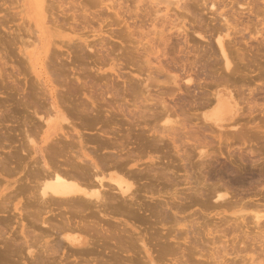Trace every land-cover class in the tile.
Segmentation results:
<instances>
[{
  "label": "rangeland",
  "instance_id": "1",
  "mask_svg": "<svg viewBox=\"0 0 264 264\" xmlns=\"http://www.w3.org/2000/svg\"><path fill=\"white\" fill-rule=\"evenodd\" d=\"M47 1L48 0H46L45 4L48 7L51 6L49 8L45 6V9L47 7V9L45 10V14L48 17L46 20L45 26H46V29L47 28L48 29H47V32H44V31L37 32L36 25H35V19L27 17L24 14H19L21 7L19 6V3H17L18 0H0V19H1L0 21L1 22L0 24V69L2 70V71L0 70V78H4V79H1L2 84H0V159L2 160L3 158H5L6 160V162L2 160L3 163L2 162H1L2 164L0 163V165H2L0 167H3L6 163H8L7 165L10 166V168L6 165L5 166L8 167L9 169L5 168V166L4 168L7 171L12 169L8 173H5L7 171H5V169L3 170L2 168H0V177H1L0 178V193H1L0 198L2 199V201L0 199V207L3 204H5L3 205L5 207L7 203H9V205L5 207L6 210L4 207L0 208L1 211H4V212L0 211V234H1L0 236H3L6 240L4 241L6 242L5 244L3 242L4 238L1 239L2 237H0V239L2 240V241L0 240V264H62L63 261H64L63 264H66V263L68 264L70 260L74 261L73 263L77 262L76 264L78 263L82 264L83 261L85 262L84 264H87L86 263L87 261L85 260L86 259L88 260L89 256L91 258L89 257L90 260H88V263H92V264L93 263L95 264L98 258H100L98 259L99 261L97 260L98 264L99 262H102V264H107L110 261H112L110 262L111 264H116L118 263L116 262L118 261V259L121 261V262L119 261L120 263L118 264H126V263L129 264V262L131 264L132 262L133 263L135 262V264H143L142 261H145V262L150 261L145 252L143 244L139 241V238L140 237L143 238L144 236L145 237L143 240L145 241L146 239L148 242V243L145 242V244L148 245V246L146 245L147 248L149 247L148 250L150 249L149 252L151 255V259L156 261L154 262V264H179L182 262L184 264H196V263L205 264L203 263L204 261L206 263L210 262L211 257L212 256L215 257L216 254L217 255L219 254V256L221 257L224 256L223 254L224 250L222 249L224 248V246L229 248L228 250L230 253L232 252H236V253H233V255H227L225 256L226 258L222 257L223 260L225 259L224 261L221 259L224 262L223 264H227V263L230 264L234 260L237 261V264H264V217H263L264 216L263 215L264 214V44H263L264 36L261 33V31L264 33V0H254L256 3L253 2V4L255 3L257 5L254 4L255 10L253 13L248 12L246 10H240V9H244L247 6V5L241 6L240 4H245V2L250 1V0H245V1L241 0V2L239 0H233V1L217 0L221 2L219 11L224 12L226 16H228L227 18L230 24L229 31L228 30H221V31H225V32L232 34V35L230 34L229 36H226L224 39H225L226 45H228L229 43L233 41L232 48H231L233 50L229 49L228 51L230 53V50H231L232 53L230 54L233 56L235 55L234 56L235 58H233L234 59L233 63L235 64L233 66V63H232V66H233L232 71L236 69L235 70L236 72H233V73L232 71L229 73V70L225 68V62L221 55L220 48L217 43L218 32H216L215 34L213 29H211L212 30L211 31L210 28L208 30L206 27L205 28L203 27L201 30V28L198 25H196L197 24L195 23L196 20L195 21L193 20L194 16L192 15H194L196 8L194 9L192 8V11H194V13L190 14V12L192 13V11H188L189 12L188 13L187 11H185L186 9L183 10L182 8L181 10V8L177 5L171 6V5H167V3L165 4L166 0H162L163 2L160 0L159 1L157 0L158 4L156 0L154 1L153 0H139L137 1V3L139 2L140 5L134 2L135 0H113L116 3L118 2V4L115 6L116 7L115 8L116 11H115L114 9L109 10L105 8V5L100 3L101 0H99L100 2H97V3L94 2L95 4L91 2L94 0H91L90 2L88 0H59V1L56 0L57 2L55 3L53 2L54 4L50 2L51 0H49L48 2ZM113 1L105 0L104 2L106 4L115 3ZM49 2L51 3V5L49 4ZM134 3H136V5L139 7L141 6L140 10L136 11L137 7H135L134 9L135 12H134L133 10ZM142 3H145V4L147 3V4L145 5ZM142 5H143V8H142ZM128 7H130L131 9ZM84 9H86L87 12ZM129 9H130V12L128 11L126 12V10H129ZM81 11L82 12L85 11L83 12V14L84 13L85 14L84 15L82 14L83 17L85 15H86L85 17H87L90 14L89 17H87V18H90V20L85 21V17H84L83 19L81 18L80 19L81 22L78 23L79 18L76 15L79 16ZM117 11L119 12L123 11L122 12L123 15L120 12V16H122V18L127 20V24H126L127 26L124 24L125 22L122 20V18H121L122 20L121 22L118 20L119 18H117L116 16L117 14H115ZM206 11L208 10H205L202 13L204 15L207 14L205 17L203 15V19H206L203 21L204 23L209 22L208 20H212L210 19L211 17L213 19L216 18L215 15H212V13H208ZM225 11H228L230 13L228 14ZM146 12L147 13L150 12V15L149 13L147 15ZM134 13H138V14L140 13L141 14L140 18L143 21L139 19V17L137 19L136 14L134 17ZM143 15L145 16L143 17ZM30 16H32V14H30ZM229 16H232V17H229ZM72 17L74 21L71 19ZM106 17H108L109 23L113 19V23L115 24L112 26V29H110L111 28L110 25L108 24L105 25L104 23L103 25L105 26L103 27L102 32L93 33L92 30L97 29L96 31H99L98 29L101 28L100 24L102 22L100 20H103L104 18L106 19ZM55 18L57 19L56 22L54 20ZM98 18L100 20L97 21ZM67 19H69V22H72L70 23L71 25L66 24ZM220 19L221 17H219V20ZM231 19L234 20L235 22H233ZM82 20L84 22H82ZM58 21L59 22L62 21V23L59 24ZM75 21L77 23H75ZM87 22H89L90 24L87 25ZM218 22L221 25L223 22V19ZM64 23L66 25H64ZM194 23L199 28L198 29L194 27L196 31L194 30V28H192L193 26H195L193 25ZM219 23L216 22L215 24L219 25ZM86 25L87 27L83 28V26H86ZM177 26L178 27L182 26L183 29L180 30L179 28H177ZM109 29L111 31H109ZM204 29L206 31H203ZM32 31H35V32H32ZM74 31L76 32L80 31V33L78 34L79 35L81 34L83 38L87 39V41H89V44L90 42H92L94 44V47L90 45V48H86L87 53H84V51L81 52V49H79L80 48L79 46H78L79 48L77 47L76 49L75 44L74 46L72 44L74 48L71 47V44L69 45V42H67V39H64L66 41L65 43H68L67 46L66 44L61 42L60 38L71 37L73 38V40H75L74 41L75 43L76 42L79 43L80 40H77V37L74 35ZM160 31H164L162 32L163 34L160 33L162 35L159 34ZM259 31H260V34H257L259 33ZM36 35L39 36V40H38L39 42H37V46L36 47L33 46L32 49L30 47V49L28 50V51L31 50V54L34 55V56L31 55L33 62L30 63L29 60H26L28 61L26 62L24 61L26 55L24 54L22 49L24 50V46L25 44H27V42L26 43H21V42L24 39L27 40L28 38L32 40L35 38ZM166 35L169 36L168 37L169 39L167 41H165L167 39ZM254 36H257V38ZM232 38H234V40L236 41L232 40ZM163 39L166 43L162 41ZM53 40L56 41L57 44L61 45V47L55 46L52 43ZM68 46H70L71 48H69ZM49 47L51 49H53L54 47L56 48V49H53L52 52H54L57 55V59H56L57 61L51 58L52 60H54V62L56 61L55 64H53L54 62L52 60H49L52 55L49 58L47 57L51 53H49L48 55L45 54L47 49H49ZM42 49L44 50L45 53L43 52ZM57 49L59 50V53L61 52L59 57H58V53L55 52ZM21 52H23L22 54L25 56H23ZM239 52H241L243 55ZM54 57L55 56H53V58ZM40 59H42V62L40 61ZM45 60L50 61V63ZM46 62L48 63L47 66H49V64L51 65L50 67L54 65L52 68H55V71H56V72L54 71L55 73H53V70L51 71L52 68L50 69L49 67L48 68L46 67V64H45ZM41 63L43 64V67H41L42 66ZM160 64L161 66L164 64L163 67L165 68L163 67L159 68L158 65ZM114 68L116 69V71ZM141 68L144 69V72H143V69ZM139 69H141L142 71L140 70L141 71L140 72ZM44 71L47 73H45ZM3 72H4V75H3L4 77L3 76L1 77ZM227 72L228 74H232V75L234 74L236 76V77L233 76V78H235V81H232V82H234V84L237 82L236 83L237 87H236V84L235 85L233 84L234 87L231 86L232 82L230 80H233V78H231L230 80L229 79L226 80V83L229 81L228 85H226L225 82H224L225 84L222 83L225 80H223V78L221 77V74L223 76L227 74ZM118 73H121L124 76L121 74L118 75ZM152 74H154V79L151 78ZM187 74L188 76L192 75L191 76L192 80L189 82L186 81L188 78ZM228 74L226 75L227 78H229ZM38 75H42L43 77L49 76L52 82L51 84L54 87L56 86L55 88L59 90L58 92L59 101L61 102L64 98V102L62 106L59 103L60 110L66 117L65 121L67 122L70 121V122L67 123L64 120L57 119L53 114L51 115L52 120H53L52 125H50L51 127L50 126L47 127L48 125L46 124V121L44 120L42 121V119L48 118V114L44 115L43 111L49 112L51 108L47 107V106H50L48 105L50 103L47 104V101H46V100H49V98H47L48 95L46 97L47 92L45 93V97H44L43 90L45 89H43L44 88L43 84H41L42 76L38 77ZM185 76L186 78H184ZM141 78H143V80L147 78L148 79L145 81H142ZM174 78H176L175 81L178 80L176 84L173 83ZM149 79H150V83H148ZM193 79L196 82H194ZM217 79H221V80H217ZM238 79L240 81H238ZM135 80L136 81L140 80V82L135 83ZM172 80L173 82H171ZM216 80L218 82L219 81H222V82L220 84L217 83L218 85H216ZM134 83H135V88L136 87L138 88L142 84L138 89L136 88L137 91L136 89H134V86L132 89V84ZM137 83L139 84L136 85ZM146 83L148 84V86ZM178 83H180L181 85ZM238 83L240 86L238 85ZM40 84L42 85V87L40 86ZM186 84H187V87L185 86ZM32 85L42 88L43 90L42 89L41 90L43 92L39 88L36 89L37 87L35 88L33 86L31 88ZM179 85L182 89L179 87ZM146 86L149 88L147 89ZM239 87L240 88L242 87L241 88L242 90ZM34 88H35L34 92L36 91L35 95H37L36 93L40 94L39 91H41L42 95L40 94L38 96L41 99H42L41 96H43L46 103H43L42 100L44 99L41 100L39 97H37V99L38 98L40 99L41 104L42 103L47 104L46 107L49 108V110L47 108H46L47 110L43 108V111H42L41 108L44 107V105H42V107L40 103L38 105V102L40 101L36 100V105H34L35 104L34 99L36 98H35V95L34 97H32L34 92L33 93L31 92V90L33 91ZM142 88L143 89L145 88L144 91H142L143 90ZM238 89L241 91H239ZM217 90L222 91V98L228 102V105L230 108V111H229L230 113H228L225 116V119L220 122L222 126H218L215 123L211 122L210 120H206L204 118V115L211 113V111L216 105L215 100L212 101L214 102V104L212 105H209L210 102L208 104L206 100L208 101L209 98L211 100L212 97L213 99H215V94ZM250 90L252 91L250 92ZM132 91L136 93L133 94ZM134 95H137V96L135 97ZM60 97L62 98V100H60ZM32 98H34L33 99L34 103L33 101L31 102ZM239 98L240 99L242 98L243 101L241 102ZM161 100H162V104H161L162 106L164 105L163 104L164 100L167 106L169 105L168 107H166L167 109L169 108L168 109L169 111L165 108L168 112L166 113L164 108L162 109L160 108V105L157 104L159 107L155 105L157 106L155 107V109L160 108L157 111L159 112L161 110V112H164L163 115H165V116L160 115V114L158 115V112L156 113L154 109L152 110L153 114L154 112L156 113L154 114L156 115L154 116V120L156 119L155 117L159 118L158 119L159 123H157L158 120L156 119L157 126L161 125V127L162 126H167L168 128L172 127V129H174V127L175 128L177 127L176 128L177 130L178 124L180 123L178 121H181L182 118L186 119V116H187V118H189L188 121L186 119L184 120L186 124L184 122L180 123L181 125H183V127L180 125V127L182 128L180 127L179 128L183 130L184 125H186L185 127H187V129L190 131L188 132L186 128H184V131L179 129L178 132L182 131V133L186 132L188 134L176 133L177 131L176 132L174 131L177 134V137L179 139H177V137L175 136L176 135L175 133H173L175 135L172 136L173 130H171L170 136H165V135H168L170 131H167V134L165 135L159 134L161 136V139L162 137H165L162 139V141L160 140L161 141V144H160V141L159 142L157 141L159 139L155 138V136L157 137L159 135H152V136L150 135L151 132L155 131L154 127L156 126L155 125L156 123L153 122L154 121L153 114L152 113L150 114L149 112H151L150 109L154 108L152 107V105L155 104L156 102L159 103ZM238 100L241 102V104ZM92 103L95 106L94 108L95 110L93 109L94 106L92 105ZM203 103L205 107L207 105L206 108L203 106ZM37 105L39 106L40 110L39 108L36 109L35 106ZM85 105L89 106L90 108L92 107L91 109L94 111V112L92 111L93 113H91V111L90 112L87 111L90 113V115L92 114L94 116L93 117L87 114V117L89 116L91 121H89V118L87 119L86 117L87 112L85 113L86 110H91V109H88L89 107L85 109L86 108ZM134 105L136 107L141 106L142 110L146 109L149 111L148 112V111L141 110L142 112H144V115L148 116V119L146 121L139 120L142 117L140 118V116H138L137 113H142V112H138V109ZM144 105L146 107L149 105L148 107L149 108L151 107V108L148 109ZM142 106H144V108ZM200 106L203 108H201ZM82 108L85 109V110H82L84 113H81L82 111L79 112V110L78 112H75L77 109L81 110ZM35 109L39 110V112H36ZM163 109L164 111H162ZM170 109L172 110V113L174 110V112H177L178 114L174 113L173 115L171 113L173 116L169 115L170 114L169 112H171ZM33 112L34 113L36 112L35 118H34ZM73 112H75V114ZM130 112L131 114H129ZM132 112H134L135 115L137 114V116H135ZM147 112L152 116L151 120H150L151 116L149 117V114ZM76 113H80L81 116L80 114H76ZM82 114L84 115V118ZM238 114L239 115L242 114L243 116L240 117L238 116ZM97 115H98L97 118L102 117V119L100 118L97 119L96 118ZM131 115H134L135 118L139 117V119H134V116H131ZM141 115L143 116V114ZM129 116H131V118ZM146 116L144 117L147 118ZM237 116H238V119L240 118V121L239 120L237 121L236 119ZM38 117L39 118L42 117V119L40 118L39 120ZM179 117H180V120H178ZM37 119L39 122H41L40 123L41 125L43 122V125H44V126L42 125L43 127L39 124V122L37 123ZM103 119L107 122V123L106 122L104 123L106 126L102 123L104 125L102 127L104 130L105 128L110 129L108 132H111L110 134L112 135V132L114 131L113 129H115L116 130L115 133H117V135L124 134L126 136V137L123 135L121 137L117 135L110 136L109 137L110 140H108L110 142H113V141L115 142L116 139L120 138L119 140L121 144L122 145L126 144V146H124L126 147L125 150H122L124 147L122 145L120 146V142H118L119 140L118 141L116 140L119 143L120 148L119 147L118 148L120 150L118 151V155H115L117 154V152L115 154L113 153L116 158L118 157V158H121V160H123L122 165H124V162H125L126 167L125 165L123 167L121 166L122 161H120L118 158L115 159L113 156L112 159L111 158L109 159L107 157L108 155H112V154H108V155L104 154L105 156L103 155V153H106L107 151L109 152V150H111V153L117 151L118 145L116 147L110 146L109 149L104 147L105 148L104 149L101 144H100L101 147H99V144L97 143L90 142L91 143L90 144L87 142L88 139H90L91 137L94 138L95 136H97V134H100V136L103 135V133L101 132L103 130L101 128L102 126L101 121L104 122ZM130 120L134 122H131ZM135 120H138L139 122H136ZM95 121H97V123H95ZM98 121H100V123H98ZM108 121H109V124H108ZM236 121L240 123L237 124ZM32 122L33 124H31ZM82 122L88 123V126L85 127L86 123L84 124ZM176 122L178 123L176 124ZM233 122L234 123L236 122V124H234ZM81 123L82 125L83 124L84 125L83 126L80 125ZM131 123L132 124L135 123V125L139 124V126L137 127L135 125H132ZM90 124H91L90 126L91 128H89ZM98 124H100L101 126ZM146 124L151 125V127L153 124L155 126L151 128L149 125L146 126ZM35 125L36 127H34ZM205 125L209 127L205 128L206 127ZM63 126H64V129H63ZM140 126L141 128L142 126H144L143 128L149 127L150 129L149 128H148L149 130L144 129L146 131L145 133L143 128H142V131L140 130L139 128ZM201 126L203 127V129ZM75 127L77 130L79 129L82 134L84 133L86 134V136L85 134L83 135L85 137V140L87 139L86 141L87 147L85 148H88L94 144L93 146L94 148L93 147L88 148L89 150L86 149L88 153L91 149H94L96 152L97 149L100 148L94 154H96V156L98 154L99 155L102 154L99 159L106 157L107 161L111 160L110 163H108L109 161L107 162L108 163L107 167H109L110 165L113 166L112 165L113 163L111 164V162L113 161L115 163L117 160L120 161V163L117 161V164L118 165L120 164L119 166H121L122 168L121 169L119 167L121 169V172H117L118 170L120 171V169L116 168L115 167L116 165H114L113 167L110 166L111 168L110 167L108 168L110 172L118 176L126 175L125 177H127L129 181L135 180L134 181L135 183H133V181L132 183L135 185L133 186V188L135 187L134 194L137 192L136 193L137 195L135 194L136 199L132 201H130L131 199L129 198H127L128 200L126 199L127 201L123 198L120 199L122 195H119V193H118V197L115 196L117 194L116 190H114L116 194L113 192V190H106L109 192L111 191L110 192L111 195L108 192V194L111 197L113 196L117 197V199L116 198H114L115 200L113 199L114 203L115 202L118 203L119 201L118 203L119 206L115 205L113 202L110 201L112 205L114 204L115 207L118 206V208L116 207L117 209H115V207L114 206L112 207L111 204H110V207L112 208H110L108 207L109 206L108 204L107 209L109 210H107V213L109 214V216L107 215V217H103L101 214H97V210L95 208H90V209L87 208L89 210L87 211V209L85 210V206H81L80 203H77V202L76 203L81 206L80 207L78 205L77 206L78 209L74 207L73 205L75 202H73V204H70L72 202H67L68 205L70 204L71 206H73L71 207L69 205V208L66 207L67 204L66 202H64V204L66 205L62 203L63 204L62 207L63 206L64 207L61 208L60 201L58 202L56 200L58 203L51 201V203L53 202L54 205L53 204L51 205L50 203L45 204L46 206L49 204L48 205L49 208H48L46 206L44 207V205H41L40 203L37 204L38 202L36 198H35L36 201H34L33 196H35V191H36V186L34 187V185L36 183H34L33 185V180L35 182L34 172L36 170L35 171H32V170L36 169L37 167H38L37 168L38 170L43 164L45 158L48 160L50 159V156L48 155L49 152H50L51 157L53 156L52 157L53 159H55L58 156L57 161L63 160L62 162L63 166L68 167L67 165H64V163H66L65 161L70 155V153H71V156L69 157H71V159L73 160L74 156L72 155V153L74 154L75 153L74 151H76L78 147L75 148L76 150L74 149L73 151L68 146L71 152L70 150H68V147L65 148L64 145L67 146V144H64V142L66 143L67 140L66 139H65L66 141L62 140L61 138L62 136H60V132L64 134V132H68V130L71 131L72 130L71 128L74 129ZM86 128H89L90 130ZM195 130H197L198 132L197 134ZM58 131H60L59 134L57 133ZM130 131L132 133L131 136L128 135L130 134ZM115 133L113 135H115ZM143 133H145L146 135H149L151 138H149V136H146V135L143 136L144 135ZM91 134L93 136H91ZM153 134H156V133L154 132ZM89 135H90V138H88ZM181 135L182 136L184 135V137H182ZM100 136L98 135V137L96 138H100ZM192 136L193 138L195 137L196 139L191 138ZM57 137L60 140L64 141L62 143V141L59 140L61 143V144L59 143V145L60 146L62 145L63 148L65 149H62V146L59 147V145H57V148L59 149L55 150L56 143L58 141L56 139L55 140L56 142L52 141V143H55L53 144L55 148L50 147V149L52 150L50 151L49 147H47L48 142L51 143L52 138L54 140ZM103 137L105 138V135H103L102 138L100 139H104ZM127 137L129 138L131 137L132 139H129V138L127 139ZM180 138L181 139L184 138V139L181 140ZM111 139L113 141H111ZM121 139H123V141L124 139L126 141L131 140V142L124 141L126 143L123 144ZM151 139H156L155 140L156 142L155 141L153 142L157 144V148H155L156 144H155V147L152 145L153 143L151 144L152 141H149ZM175 139L177 140V142ZM106 140H107V137H106ZM163 140L165 141L163 142ZM199 143H203V146H200L202 144H199ZM51 144H49L48 146H52ZM193 144H195L194 145L195 147L199 144L198 146L200 147L195 148ZM45 145L48 149V152L44 151L46 149V148L44 149ZM204 145H207L208 147ZM96 146H98V148H95ZM34 147L37 148V151L34 150L35 149ZM111 148L112 149L114 148L113 149L114 151ZM152 148H155L154 149L155 151ZM94 150L90 151L89 153L91 157L93 154L92 152H94ZM121 150L123 151V153ZM56 151L58 152L56 153L57 156H54ZM61 151H63L65 155L64 153H61ZM207 151H208V154L210 155L209 157L206 154ZM60 154L61 155L63 154V156L60 157L61 156ZM5 156L8 158H6ZM43 156H45V158ZM126 156L127 158L130 159L129 162H127V160L125 161L124 157ZM202 156L203 158H201ZM34 157L39 158V160L41 161V162L40 161L38 162V160H36L39 163L40 167L37 166V163L35 162ZM122 157L124 159H122ZM93 158L94 159L96 158L95 155ZM97 158L95 160H98ZM113 158L116 161L113 160ZM153 160L154 161L156 160V161L154 162ZM49 162H54V161L49 160ZM152 162H154L156 165L153 164ZM58 164H60V162ZM31 168L33 169L30 171ZM124 168L125 169L131 168L129 170L130 172L128 170L126 171L129 172L130 175L132 174V171H133L134 175L128 176L129 174L126 173L125 170H123ZM135 171H138V172H135ZM29 172H31V175ZM121 173H124V174L122 175ZM31 177H32V180H31ZM129 177L130 178L138 177V178L130 179ZM29 181L30 183H32V184L29 183L30 186L33 185V187L35 188V191H32L34 189H32V187L30 186L27 187L28 189L23 188V185H25L24 187H26ZM16 186H20V187L17 188ZM2 188H4V191ZM108 188L109 187L107 186V189ZM8 189H11V190L8 191ZM12 189L17 192L16 194H18V192L20 193L15 196L13 195L15 194V192L12 194V191H13ZM217 190L220 192L217 193ZM2 192L5 195L6 193L7 195L10 194L9 192H11L12 197L11 198L9 197L10 199H7L8 196L6 195L7 197H5V195H2ZM215 194H217V196H215ZM219 194L221 197H218ZM3 196L6 198L5 199L6 203L3 200L4 198ZM30 197H32L33 200ZM9 200H12L11 203ZM29 201H32V202H29ZM121 201L124 202L123 206H120V204H123V202L121 203ZM129 201L131 203L134 201V203H132V206L130 205ZM217 201H220V204H222L221 202L223 201L225 203L223 202L222 205H219ZM126 202L128 205L125 204ZM76 203H75V206L77 205ZM57 204H59V206ZM36 205H37V209L38 208L40 209L42 206L44 207L43 209L41 208L42 210L40 214L33 213L37 209L35 210L36 207L32 209L31 206L34 207ZM15 206L17 209L15 208ZM55 206L60 207L62 211L58 207L56 208ZM126 206H127V209L129 208L128 210L126 209ZM138 206H141V207H138ZM79 207L83 210H81ZM3 208L4 210H2ZM75 208L77 209V211H79V213L80 212L81 213L78 214L77 211H74ZM140 208H143V209L139 210ZM7 209H9V211ZM39 209L37 210L38 212H39ZM58 209L62 213L64 212L63 214L65 218L67 216L69 217V218L67 217V220L65 219V221L69 223L68 224L69 226H72V223L76 224L77 226L79 225L78 227L72 226L74 231L70 230L68 233H70L71 235H79V236H82L83 238L91 239L92 241L94 238V243L90 240L91 242L89 246L92 247L93 250L95 247V250H97V251L94 250L95 253L100 252V249H98L100 246V248H102L101 250L102 251L104 250L103 251L104 255L106 254V256L102 255L105 258L101 256L102 257L101 259V257H99V255L101 254H98V256L97 254L95 256L92 255V254H95L94 251L93 253H90V251H87L85 247L88 246V244L82 245L81 247L75 246V250H72L74 249V246L69 244L70 246H72V249L70 246H69V249L67 248L68 247L67 241L64 240L65 242L64 241L62 242L63 238L61 237V235L58 232H56V230L54 231L57 224H58V227H61L63 225V222L64 224L66 223L63 220L64 216L62 215V213L61 214L57 213L59 211ZM112 209L115 211H113ZM120 209L121 210L123 209L122 213L125 209L126 212L122 215H124L126 218L120 215L121 212L120 213L116 212L117 210L121 211ZM44 210L46 212L48 211V213L46 212L43 213ZM90 210L91 212L96 211L95 214L91 213ZM65 211L66 212L70 211L69 213H66L67 216L65 215ZM71 211H74L72 215H70ZM113 212L116 213L118 216H116ZM133 212L134 214L137 213V215H134V217L132 216L130 217L128 213H130V215L131 214L133 215ZM258 212H260L261 215H263L262 216L263 218L260 219L261 220L260 222L262 223V225L260 226L256 222L257 220L253 218L254 215H256L255 213H258ZM22 213H24V215ZM30 213H32L33 215L35 214L38 215V216L37 215L35 216L36 220L34 219V216H32V214L30 215ZM74 213H76L77 215L76 214L74 215ZM167 214H168V217H167ZM39 215H42L43 217L41 216L42 218H40ZM100 215L102 216V218H100L101 217ZM31 216L34 222H32ZM136 216L138 217L136 218ZM46 217L48 218V220L46 221L50 223H46V225H44L42 221ZM71 217L73 219L75 218L74 222ZM98 217L100 220H98ZM56 218L57 219L59 218V219L57 220ZM96 218L98 221H101L102 219V222L99 223L96 220ZM116 218L120 219V223L118 222L119 220ZM61 219L63 222H61ZM71 219H72V223H71ZM87 219L93 220L92 222L94 224H95L94 221H96V224L100 226V229L97 225H94V224H93V227L92 225L89 226L90 224H92L91 222L89 224L87 222V225H88L87 228H89L87 229L85 226L86 225L85 221ZM104 219H106L108 223H106ZM111 219H114V220L110 221ZM127 219L128 220L131 219V220L128 221ZM132 219L135 220L136 223ZM40 220H42L41 223L39 222ZM54 220H56L58 223ZM77 220L78 222H76ZM103 220L105 222H103ZM59 221L61 222L60 226H59ZM116 221L118 222V225L115 223ZM121 221L122 223L123 222L125 223V224L123 223L122 227L119 226L121 224ZM35 222L37 223V225ZM104 223L108 225L112 224L109 227H112L113 225L114 226L117 225L116 227H119L120 229L121 228L122 229L128 228V229L125 230L126 231L125 233L124 230L120 232L119 228H116L113 226L116 229V231L120 234L116 233L115 231L113 232L112 231L113 229L109 228L113 232L112 233L109 230L106 231L107 230L106 227L108 226L107 225L105 226ZM47 224H49V226ZM80 224L82 226H85L84 229H87V230H84ZM39 225H41L42 229H43V226H46L44 227L43 231L47 229L49 234L44 235L43 233L42 235V231ZM52 225L54 226L52 227ZM68 225L65 224L63 226H68ZM124 225H127V226L124 227ZM96 226L100 231L102 230L100 234H99V230L96 231L97 230ZM76 227H77V230H76ZM91 227L94 230V232L98 234L96 233L91 234L93 232ZM79 228H82V230ZM23 230H26L25 235L21 233ZM78 230L80 232H78ZM88 230H90L91 232L89 231L90 232L89 233ZM83 231L88 233L87 235L89 236H87ZM103 231L106 233H104ZM127 231H128L129 237L127 235ZM132 231L133 232L136 231L135 236L136 234L138 235L140 233V236L138 235L139 238H137L136 236L137 241L133 242L131 240L132 238L130 237L133 236L135 238L134 234H132ZM178 231H179V234L176 233ZM108 232L110 233V235ZM123 232L125 234H123ZM184 233L188 234L189 236L188 239L190 240L192 245L195 243H197L198 245L195 244L194 246L190 247L191 244L189 240L187 241V239L185 238ZM45 234L47 233L45 232ZM122 234L124 236H122ZM91 235H93L92 236L93 238L90 237ZM95 235L96 236L98 235L99 237L98 236L95 237ZM119 235L123 237V238L120 237L121 240L119 239V237H117ZM182 235L184 236V238L181 237ZM26 236L28 238H26ZM109 236H112V237H109ZM176 236H180V239L179 237L177 238ZM36 238H38L37 240H40V242H34ZM134 238L133 240H136ZM24 239L25 240L28 239L30 240V242H33L31 243V245H33L32 247H35V249L33 248L34 252L36 253V255L40 252L39 255L34 256V253L30 255L29 251H27L29 250L28 248L24 250L22 249V247H20L19 245L20 243H22L21 246L27 245L25 243L27 241L23 242ZM55 239L61 240V244L62 246H64L63 249H60L62 248L59 245L60 241L56 240L57 241L56 242ZM98 239H102L100 240V242L105 240L107 244L109 243V246H112V247H108L107 244L106 246L100 245L101 244L100 242L98 241L96 242V240ZM106 239H109L111 241L113 240V241L112 242L110 241L111 242L110 243L109 240H106ZM128 239L131 240V243H128L130 242ZM119 240L121 241V243L119 242ZM182 240L183 241L185 240V241L183 242ZM7 241L9 244H7ZM47 241H49L50 244ZM105 241L104 243H106ZM55 242L58 244H56ZM113 242L114 243L118 242V243L114 244ZM135 242L137 244V247H135L136 245ZM54 243L56 247H54L55 246ZM92 243L93 244L98 243V244L93 245ZM123 243L124 245L126 244L125 248L121 246ZM139 243H141L142 245L140 244L141 245L140 246ZM131 244L133 247H135L133 249H136V252L132 249ZM6 245L9 246V249L8 247L5 248ZM17 245H19L20 249H22L23 251L18 250L19 248L17 247ZM47 245H49V247H47L49 248L48 250L55 248L56 252L55 253L52 252L54 251V249H52L51 250L52 255L50 254V251L48 253V251H46L45 249L46 248L45 246ZM119 245L122 247V249H120L121 247L117 249ZM164 245H166V248L164 247ZM169 245H172L174 249ZM126 246H127V249H126ZM139 246L142 247V249H139L140 248ZM168 246L171 247L174 252H172V250H170ZM76 247L78 251L76 250ZM88 247L87 249H91L90 247L89 248ZM107 247L110 248L109 250H111V252L108 250ZM192 247L193 248L195 247V249H193ZM199 247H201L203 250ZM56 248H58V253H57ZM114 248L116 249L113 250ZM123 248L125 249L126 253L123 252L124 251ZM44 249H45V252H44ZM131 249H132V252H131ZM138 249L141 250L142 252L144 251L143 254L145 255V257H147L148 260L145 257L142 260L140 256L142 255L143 257L144 255L141 253V251L140 253H138L139 251ZM165 249L167 250L169 249L170 251L169 250L167 251ZM117 250H119L120 252ZM162 250L167 251V253L165 251L163 252ZM193 250L194 251L197 250L199 251V253L195 255L194 253L192 254L191 252H187V251H193ZM206 250H208L209 254L211 253V254H214L215 256L214 255L211 256V254H210L211 257L209 256V254H207L210 258H208L207 255L203 256V254L206 253L205 252ZM19 251L21 253L23 252L24 253L19 254L20 253ZM79 251L82 252L83 256L84 255L87 256V258L84 257V259L86 258L85 260L80 259V258H83V256H81V253ZM107 251L110 254L112 253V251L120 253L121 256H117L118 254L115 255L116 253L113 252L114 256L112 254L111 255L108 254L110 257V259H108L109 257L107 258V253H106ZM197 251H195V253ZM122 252L125 255L122 254ZM200 252L201 253L203 252V254L199 257ZM127 253L128 254L130 253L129 254L130 256H128ZM136 253H138L139 255ZM187 253L188 254L191 253L189 255L190 258L189 256H187ZM132 254L134 256H132ZM192 255L194 256L191 257ZM235 255H236V258H235ZM135 256L138 258L140 257L141 259L139 258L138 262H136L138 258H135L136 260L133 259L132 261V258H134ZM41 257L45 262L41 259ZM124 257L125 259L124 260L122 259V260L126 263L124 262L122 263L121 258H124ZM64 258H67L66 262ZM111 258H113V260H111ZM128 258L131 261H125L126 259L128 260ZM193 258L194 260L197 261L196 263L194 260H192ZM199 258H202V259H199ZM102 260H106L107 263H104L105 261L103 262ZM199 260H202V261L204 260V261L198 263ZM214 260L215 259L212 258L211 263L213 262V264H215L214 262L216 261ZM226 260H227V263H225ZM72 261L70 263H72ZM113 261L115 263H113ZM148 263L151 264L150 262ZM232 264H236V262L235 263L233 262Z\"/></svg>",
  "mask_w": 264,
  "mask_h": 264
},
{
  "label": "bare ground",
  "instance_id": "2",
  "mask_svg": "<svg viewBox=\"0 0 264 264\" xmlns=\"http://www.w3.org/2000/svg\"><path fill=\"white\" fill-rule=\"evenodd\" d=\"M48 1H49V0H48ZM48 1H47V2H48ZM57 1H59V0H57ZM57 1H56V0H54V1L51 0L50 2H51V3H53V2L55 3V2H57ZM88 1L90 2L91 0H88ZM104 1H105V0H101V2H100L99 0H94V1H91V2H93V4H95V3H97V2H100L101 4H104V5H105V8H107V9H109V10H110V9H111V10H113V9L115 10V8H116L115 6L118 4V2L116 3V2L113 1V0H112V1L115 2L116 4H115V3L106 4ZM110 1H111V0H110ZM137 1H139V0H135L134 2L137 3ZM153 1H154V0H153ZM156 1H157V0H156ZM156 1H155V2H156ZM158 1H159V0H158ZM158 1H157V4H158ZM160 1H162V0H160ZM221 1H223V0H221ZM231 1H233V0H231ZM239 1L241 2V0H239ZM244 1H245V0H244ZM50 2H49V4L51 5ZM94 2H95V3H94ZM141 2H143V1H141ZM162 2H163V1H162ZM236 2H237V1H236ZM253 2H255V1H254V0H250V1L245 2V4H240L241 6H246V5H247L244 9H240V10H246V11H248V12H252V13H253L254 10H255V5H257V4H255L256 2L254 3L255 5L253 4ZM17 3H19V6L21 7V10H20L19 14H24V15H26L27 17L34 18V19H35V25H36V31H37V32H38V31H44V32H47V29H48V28L46 29V26H45V25H46V20H47V18H48L47 15L45 14V10H46L47 7H48V6L45 4V3H46V0H18ZM54 3H53V4H54ZM136 3H134V5H133V6H134L133 10L135 9V7H137V10H136V11H138V10H140V7H141V6H140V7L137 6ZM153 3H154V2H153ZM159 3H161V2H159ZM166 3H167V5H171V6H172V5H177V6H179V7L181 8V10H182V8H183V10L186 9L185 11H187V12H188V11H192V8H193V9L196 8L195 13H194V11H192V13L190 12V14H193V13H194V15H192V16H194V17H193V20H194V21L196 20V21H195V23H197L196 25H198V26L201 28V30H202L203 27H204V28L206 27L208 30H209V28H210V30L213 29L215 34H216V32H218L217 43H218V46H219V48H220L221 55H222V57H223V59H224V62H225V68H226L227 70H229V73H230V72L232 71V69H233L232 67H233L234 64H235V63H233V62H234V59H233V58H235V57H234L235 55L233 56V55L230 54V53H232L231 50H233V49H231V48H232V43H233V41H232V42L230 41L231 43H229V44H231V45H229V44L226 45V43H225V39H224L226 36H229L231 33H228V32H225V31H221V30H228V31L230 30V24H229V20H228V18H227L228 16H226V14H225L224 12L219 11L220 6H221V2H219V1H217V0H166L165 4H166ZM222 3H223V2H222ZM226 3H227V2H226ZM49 4H48V5H49ZM53 4H52V5H53ZM137 4L140 5L139 2H138ZM142 4H145V3H142ZM146 4H147V3H146ZM146 4H145V5H146ZM155 4H156V3H155ZM233 4H235V3H233ZM120 5H121V4H120ZM135 5H136V6H135ZM225 5H226V4H225ZM227 5H228V4H227ZM251 5H252V6H251ZM45 6H47L46 9H45ZM49 7H51V6H49ZM49 7H48V8H49ZM199 7H200V8H199ZM256 7H257V6H256ZM85 8H86V7H85ZM122 8H123V7H122ZM128 8H130V7H128ZM142 8H143V5H142ZM130 9H131V8H130ZM130 9H129V10H126V12H127V11L130 12ZM190 9H191V10H190ZM84 10H86V9H84ZM120 10H121V9H120ZM141 10H142V9H141ZM205 10H208V11H206V12H208V13H212V15H215V16H216L215 19H213V18L211 17L210 19H212V20H208L209 22H207V23L205 22L206 24L203 22V21L206 20V19H203V15H204V14H202L203 11H205ZM115 11H116V10H115ZM131 11H132V10H131ZM83 12H85V11H83ZM83 12L81 11V13H80L81 16H82ZM86 12H87V10H86ZM120 12H121V11H120ZM120 12L117 11L115 14H117L116 16H117V18H119L118 20H119L120 22L123 20V21L125 22L124 24L126 25V24H127V20L124 19V18H122V16H120ZM122 12H123V11H122ZM122 12H121V14H122ZM134 12H135V10H134ZM140 12H141V11H140ZM225 12L228 13V14L230 13V12H228V11H225ZM90 13H91V12H90ZM146 13H147V12H146ZM148 13H149V15H150V12H148ZM148 13H147V15H148ZM188 13H189V12H188ZM30 14H32V16H30ZM84 14H85V13H84ZM84 14H83V15H84ZM131 14H132V13H131ZM135 14H136V16H137V17H136L137 19H138V17H139V19H141V18H140V16H141L140 13H139L140 15H139L138 13H134V17H135ZM75 15H76V13H75ZM80 15H79V16L76 15V16L79 18L78 23L81 22V21H80L81 18L83 19V18L86 16V15H85L84 17H83V16L81 17ZM87 15H88V14H87ZM89 15H90V14H89ZM89 15H88L87 17H89ZM91 15H92V14H91ZM122 15H123V14H122ZM132 15H133V14H132ZM206 15H207V14H206ZM206 15H204V17H205ZM124 16H125V15H124ZM144 16H145V15H143V17H144ZM35 17H36V18H35ZM77 17H76V18H77ZM87 17H85V21L90 20V18H87ZM91 17H92V16H91ZM93 17H95V16H93ZM128 17H129V16H128ZM130 17H132V16H130ZM219 17H221L220 20H219ZM229 17H232V16H229ZM96 18H97V17H96ZM121 18H122V20H121ZM194 18H196V19H194ZM71 19L73 20V17H72ZM222 19H223V22H224L225 24L222 22L223 25H222V24L220 25V23H219L218 21H221ZM232 19H233V18H232ZM232 19H231V20H232ZM4 20H5V19H4ZM54 20H55V22H56L57 19L55 18ZM54 20H53V21H54ZM58 20H59V19H58ZM98 20H100V19L98 18L97 21H98ZM141 20H142V19H141ZM0 21H1V19H0ZM73 21H74V20H73ZM100 21H102L101 24H100V25H101V28L98 29L99 31H96L97 29H96V30H92L93 33H100V32H102V31H103V27H104L105 25H107V24L110 25V27H111L110 29H112V26L115 24V23H113V19H112V21L109 23V22H108V17H106V19L104 18L103 20H100ZM109 21H110V20H109ZM142 21H143V20H142ZM194 21H193V22H194ZM215 21H216L217 23H219V25L215 24V23H216ZM232 21L235 22L234 20H232ZM55 22H54V23H55ZM67 22H68V23H67ZM67 22H66V24H70V23H72V22H69V19H67ZM82 22H84V21L82 20ZM114 22H115V20H114ZM213 22H214V23H213ZM2 23H3V22H2ZM52 23H53V22H52ZM58 23L60 24V23H62V21H61V22L58 21ZM75 23H77V22L75 21ZM90 23H91V21H90ZM90 23L87 22V25L90 24ZM104 23H105V25H103ZM195 23H194L193 25H195ZM212 23H213V25H212ZM241 23H242V22H241ZM0 24H1V22H0ZM66 24L64 23V25H66ZM82 24H83V23H82ZM204 24H205V25H204ZM233 24H234V23H233ZM70 25H71V24H70ZM70 25H68V26H70ZM74 25H75V24H74ZM76 25H77V24H76ZM79 25H80V24H79ZM87 25H86V26H83V28L87 27ZM196 25L193 26L192 28H194V27L198 28V26H196ZM126 26H127V25H126ZM235 26H236V25H235ZM78 27H79V26H78ZM99 27H100V26H99ZM70 28H71V27H70ZM128 28H129V26H128ZM177 28H179L180 30L183 29L182 26H180V27L177 26ZM92 29H93V28H92ZM110 29H109V31H111ZM179 29H178V30H179ZM198 29H199V28H198ZM194 30H195V28H194ZM201 30H199V31H201ZM208 30H207V31H208ZM215 30H216V31H215ZM114 31H115V30H114ZM120 31H122V30H120ZM182 31H183V30H182ZM195 31H196V30H195ZM203 31H206V30L204 29ZM211 31H212V30H211ZM29 32H30V31H29ZM32 32H35V31H32ZM57 32H58V31H57ZM72 32H73V31H72ZM162 32H164V31H160L159 34L162 33ZM256 32H257V31H256ZM78 33H80V31H77V32L74 31V35L77 37V40H80L79 43L76 42L78 45L74 42L75 40H73V38H71V37H67V36H66L67 38H64V37L60 38V39H61V42L64 43V44H66V46H67L68 43H65L66 41L64 40V39H67V42H69V45L71 44V47H73L74 44H75L76 49H77V47L79 46L80 48H79V47H78V48L81 49V52L84 51V53H87V51H86L87 49H86V48H90V45L94 47V44H93L92 42H90V44H89V41H87V39L83 38V36H81V34L79 35ZM81 33H82V32H81ZM261 33H262V35L264 36V33H263L262 31H261ZM65 34H66V33H65ZM82 34H83V33H82ZM162 34H163V33H162ZM162 34H160V35H162ZM215 34H214V35H215ZM257 34H260V31H259V33H257ZM83 35H84V34H83ZM169 35H170V34H169ZM231 35H232V34H231ZM157 36H159V35H157ZM166 36H167V39H166L165 41H167V40L169 39V38H168L169 36H168V35H166ZM170 37H171V36H170ZM201 37H203V36H201ZM254 37L257 38V36H254ZM51 38H52V37H51ZM86 38H87V37H86ZM102 38H103V37H102ZM165 38H166V37H165ZM165 38H164V39H165ZM234 38H235V37H234ZM234 38H232V40H234ZM23 39H24V38H23ZM29 39H30V38H28L27 40L24 39L25 41H24V40H23V41L21 40V41H22L21 43H26V42H27V44H28V45L25 44V46H24V50L22 49V51L24 52V54H25L26 56L22 54L23 52H21V54H22L23 56H25L24 61L29 60V62L31 63V62H33V61H32L33 59L31 58V55H33V54H31V50H30V51H28V50L30 49V47H31V49H32L33 46H35V47L37 46V42H39V41H38V40H39V36L36 35L34 39H32V40L30 39L31 41H30ZM103 39H104V38H103ZM103 39H102V40H103ZM164 39H163L162 41H164ZM235 39H236V38H235ZM251 39H252V38H251ZM28 40H29V41H28ZM257 40H258V39H257ZM259 40H260V38H259ZM81 41H82V42H81ZM165 41H164V42H165ZM234 41H236V40H234ZM261 41H262V40H261ZM40 42H41V41H40ZM57 42H58V41H57ZM70 42H71V43H70ZM72 42H74V43H72ZM263 42H264V37H263ZM41 43H42V42H41ZM52 43H53L55 46L61 47V45L57 44L56 41H54V40H53ZM91 43H92L93 45H92ZM165 43H166V42H165ZM39 44H40V43H39ZM53 44H52V46H53ZM72 44H73V46H72ZM234 44H235V43H234ZM263 44H264V43H263ZM23 45H24V44H23ZM46 45H47V44H46ZM235 45H236V44H235ZM63 46H64V45H63ZM63 46H62V47H63ZM226 46H227V48H226ZM233 46H234V45H233ZM22 47H23V46H22ZM68 47L71 48L70 46H68ZM229 47H230V48H229ZM52 48H53V47H52ZM73 48H74V47H73ZM39 49H41V48H39ZM53 49H56V48L54 47ZM53 49H51L50 47H49V49H47V51H46V49H45L46 53H45L44 50L42 49L43 52H44L45 54H47V55H48L49 53H51V54H49V56H47V57L49 58V57L52 55V56L50 57L49 60H52V59L56 60V59H57V55H56L54 52H52ZM58 49H59V48H58ZM58 49H57V50H58ZM82 49H83V50H82ZM227 49H228V50H227ZM229 49H231V50H230V53L228 52ZM19 50H20V49H19ZM57 50H56L55 52L58 53V57H59L61 52L59 53V50H58V51H57ZM74 50H75V49H74ZM237 50H238V49H237ZM75 51H76V50H75ZM19 52H20V51H19ZM34 52H35V50H34ZM69 52H70V51H69ZM76 52H77V51H76ZM76 52H75V53H76ZM233 52H234V51H233ZM237 52H238V51H237ZM44 53H43V54H44ZM53 53H54L55 55H54ZM78 53H79V52H78ZM239 53H241V52H239ZM40 54H41V53H40ZM69 54H70V53H69ZM82 54H83V53H82ZM241 54H242V53H241ZM221 55H220V56H221ZM242 55H243V54H242ZM33 56H34V55H33ZM53 56H55V57L53 58ZM82 56H83V55H82ZM231 56H232V57H231ZM26 57H27V59H26ZM40 57H41V56H40ZM83 57H84V56H83ZM237 57H238V56H237ZM237 57H236V58H237ZM48 58H47V59H48ZM51 58H52V59H51ZM45 59H46V58H45ZM232 59H233V61H232ZM238 59H239V58H238ZM54 60H52V61L54 62ZM240 60H241V59H240ZM40 61L42 62V59H40ZM40 61H38V62H40ZM45 61H47V62L50 63V61H48V60H45ZM56 61H57V60H56ZM56 61H55V62H56ZM26 62H28V61H26ZM47 62L45 63V64H46V67H47V68L49 67L50 69L54 66L53 64H55V62H54V63L52 64L53 66L50 67V66H51L50 64H49V66H47V64H48ZM51 63H52V62H51ZM159 63H160V62H159ZM232 63H233V66H232ZM38 64H39V63H38ZM41 64H42V63H41ZM43 64H44V62H43ZM43 64H42L41 67H43ZM39 65H40V64H39ZM163 65H164V64H163ZM163 65L161 66V64H160V65H158V66H159V68H162ZM237 65H238V64H237ZM31 66H32V65H31ZM160 66H161V67H160ZM32 67H33V66H32ZM35 67H36V66H35ZM46 67H45V69H46ZM223 67H224V66H223ZM236 67H237V66H236ZM33 68H34V67H33ZM33 68H32V69H33ZM159 68H158V69H159ZM163 68H165V67H163ZM38 69H39V68H38ZM40 69H41V68H40ZM42 69H43V68H42ZM45 69H44V70H45ZM56 69H57V68H56ZM114 69H115V68H114ZM141 69H143V68H141ZM141 69H139V71H140ZM156 69H157V68H156ZM156 69H155V70H156ZM0 70H1V69H0ZM52 70H53V73L56 72V71H55V68H52L51 71H52ZM160 70H161V69H160ZM162 70H163V69H162ZM224 70H225V69H224ZM235 70H236V69H235ZM235 70H233L232 73H233V72H236ZM1 71H2V70H1ZM34 71H35V70H34ZM54 71H55V72H54ZM115 71H116V69H115ZM141 71H142V70H141ZM141 71H140V72H141ZM153 71H154V70H153ZM237 71H238V70H237ZM37 72H38V71H37ZM41 72H42V71H41ZM44 72H45V71H44ZM44 72H43V73H44ZM117 72H118V71H117ZM143 72H144V69H143ZM145 72H146V71H145ZM150 72H151V71H150ZM150 72H149V73H150ZM157 72H158V71H157ZM186 72H187V71H186ZM38 73H39V72H38ZM45 73H47V72H45ZM151 73H152V72H151ZM155 73H156V72H155ZM225 73H226V72H225ZM1 74H2V73H1ZM120 74H121V73H118V75H120ZM142 74H143V73H142ZM145 74H146V73H145ZM197 74H198V73H197ZM227 74H228V72H227ZM227 74L223 75V76L225 77V79H224V77H223L222 74H221V77H222L223 80H225V81H223V82H222V81H219V82H218L217 80H221V79H217V80H216V85H218L217 83L220 84L221 82H222V83H224V82L226 83V80H227V79L230 80L231 78H233V76H235L234 74H233V75H232V74H228V75H229V78H227V77H226ZM235 74H236V73H235ZM3 75H4V72H3V74L1 75V77H2ZM43 75H44V74H43ZM47 75H48V74H47ZM121 75H123V74H121ZM138 75H139V74H138ZM148 75H149V74H148ZM190 75H191V74H190ZM41 76H42V75H38V77H41ZM45 76H46V74H45ZM45 76H44V77H43V76L41 77V80H42V81H41V82H42L41 84H43V87H44L43 89H45V90H43V89L40 88V87L34 86V85H32L31 88L34 86L35 88L37 87L36 89H38V88H39L40 90L42 89V90L44 91V92H43V91L41 90V91L44 93V97H45V93L47 92L46 97H47V95H48L47 98H49V100H50V101H49V100H46V101H47V104L50 103V104H48V105H50V106H47V107H50L51 110H49V108L46 107L47 104H43V103H46V101H45V99L43 98V96H41V97H42V99H44V100H42V99L38 96V95H40V94L42 95L41 91H39L40 94H39V93H36L37 95H35V92H36V91L34 92L35 88L33 89V91L31 90V92H32V93L34 92V94H33L32 97H34V95H35V98H36V99L32 98L31 102L33 101V103H34V100H35V104H34V105H36V100H37V101H40V99H41V100L43 101L42 104H41V101L38 102V105H39V103H40L41 107H42V105H44V107L41 108L42 111H43V108H44V109L47 108V109L49 110V112H47V111H43V112H44V115L48 114V118H44V119H42L43 116L40 117V118L42 119V121H43V120L46 121V124L48 125L47 127H49V126L52 125V123H53L52 116H51L52 114H53L57 119H61V120H64V121L66 120V117L64 116V114H63L62 111L60 110V104H61V106H62V104H63V102H64V98L61 96V97L63 98V100H62V98L60 97V100H62V101H61L62 103H61V102L59 101V99H58V98H59V97H58V92H59V90H57V89L55 88L56 86L54 87V86L51 84L52 82H51L49 76H47V77H45ZM123 76H124V75H123ZM187 76H188V74H187ZM191 76H192V75H191ZM191 76H188V78H187V80H186L187 82H189V81L192 80V77H191ZM230 76H232V77H230ZM3 77H4V76H3ZM116 77H117V76H116ZM121 77H122V76H121ZM146 77H147V76H146ZM219 77H220V76H219ZM235 77H236V76H235ZM144 78H145V77H144ZM149 78H150V77H149ZM151 78L154 79V74L151 75ZM151 78H150V79H151ZM184 78H186V76H185ZM1 79H4V78H0V84H2ZM147 79H148V78H147ZM147 79H144V80H143V78H141L142 81H145V80H147ZM150 79L148 80V83H150ZM172 79H173V78H172ZM194 79H195V77H194ZM194 79H193V80H194ZM241 79H242V78H241ZM244 79H245V78H244ZM38 80H39V79H38ZM175 80H176V78H174V82H173V80H172L171 82H173V83L176 84V82H177L178 80H177V81H175ZM181 80H182V78H181ZM236 80H237V79H236ZM132 81H133V80H132ZM132 81H131V82H132ZM230 81H231V82H232V81H235V78H233V80H230ZM238 81H240V80L238 79ZM241 81H242V80H241ZM243 81H244V80H243ZM136 82H140V80H138V81L135 80V83H136ZM194 82H196V81L194 80ZM135 83L132 84V89H133V86H134V89L137 88V87L135 88ZM192 83H193V82H192ZM225 83H224V84H225ZM228 83H229V81L226 83V85H228ZM236 83H237V82H236ZM236 83H235V84H236ZM242 83H243V82H242ZM41 84H40V86L42 87ZM138 84H139V83H137L136 85H138ZM140 84H141V83H140ZM146 84H147V83H146ZM178 84H180V83H178ZM233 84H234V82H232L231 86H233ZM235 84H234V85H235ZM243 84H244V83H243ZM141 85H142V84H141ZM141 85H140V86H141ZM173 85H174V84H173ZM180 85H181V84H180ZM180 85H179V87H180ZM191 85H192V84H191ZM238 85H239V83H238ZM140 86H139V87H140ZM147 86H148V84H147ZM147 86H146V87H147ZM149 86H150V84H149ZM185 86L187 87V84H186ZM188 86H189V84H188ZM229 86H230V85H229ZM239 86H240V85H239ZM248 86H249V85H248ZM139 87H138V88H139ZM176 87H178V86H176ZM190 87H191V86H190ZM213 87H214V86H213ZM233 87H234V86H233ZM236 87H237V84H236ZM138 88H137V89H138ZM148 88H149V87H147V89H148ZM180 88H181V87H180ZM188 88H189V87H188ZM239 88H240V87H239ZM241 88H242V87H241ZM241 88H240V89H241ZM247 88H248V87H247ZM250 88H251V87H250ZM250 88H249V89H250ZM137 89H136V91H137ZM142 89H143V88H142ZM144 89H145V88H144ZM144 89H143L142 91H144ZM181 89H182V88H181ZM139 90H140V89H139ZM238 90H239V89H238ZM241 90H242V89H241ZM241 90H239V91H241ZM224 91H225V90H224ZM239 91H237V92H239ZM251 91H252V90H250V92H251ZM37 92H38V91H37ZM132 92H133V94L136 93V92H134V91H132ZM60 93H61V92H60ZM60 93H59V95H60ZM138 93H139V92H138ZM239 94H241V93H239ZM137 95H138V94H137ZM137 95H134V96L136 97ZM206 95H207V94H206ZM225 95H226V94H225ZM234 95H235V93H234ZM37 97H39L40 99L38 98V99H39V100H38ZM89 97H90V96H89ZM202 97H203V96H202ZM206 97H207V96H206ZM236 97H238V96H236ZM240 97H241V96H240ZM47 98H46V99H47ZM91 98H92V97H91ZM33 99H34V100H33ZM239 99H240V98H239ZM243 99H245V98H243ZM135 100H136V99H135ZM203 100H204V99H203ZM209 100H210V98H209ZM209 100H208V101L206 100V102H208V104H209V102H210L209 105L214 104V102H212L213 100H215L216 105H215V107L213 108V110L211 111V113H209V114H205V115H204V118H205L206 120H210L211 122L215 123V124L218 125V126H222V124H221L220 122L223 121V120L225 119V116H226L228 113H230V112H229V111H230V108H229L228 102H227L225 99L222 98V91H221V90H217V91H216L215 99H213V97H212V99H211L210 101H209ZM48 101H49V102H48ZM238 101H239V100H238ZM240 101H241V102L243 101L242 98L240 99ZM240 101H239V102H240ZM146 102H147V101H146ZM160 102H161V103H160ZM160 102H159L160 104L157 103V102H156L155 104H153L152 107H154V108H152V109H150L151 107H150V108L148 107L149 105H148L147 107L144 105L146 108L150 109L151 112H149V111L146 110V109H143V110H144V111H148V112L151 114V113L153 112V111H152L153 109H154V110L156 111V113H157V112H158L157 110H159L160 108H161V109H162V108L165 109L166 107L169 106V105L167 106V104L165 103V100L163 101V104H164L163 106H164V107L161 105V104H162V100H161ZM241 102H240V104H241ZM59 103H60V104H59ZM245 103H246V102H245ZM134 104H135V102H134ZM136 104H137V103H136ZM145 104H146V103H145ZM157 104L160 105V108H158V109L156 108V109H155V107L158 106ZM38 105H37V106H38ZM92 105H93V103H92ZM139 105H141V104H139ZM139 105H138V106H139ZM155 105H157V106H155ZM165 105H166V106H165ZM205 105H206V104H205ZM235 105H236V104H235ZM248 105H249V104H248ZM37 106H35L36 109L39 108V106H38V107H37ZM82 106H83V105H82ZM85 106H86L85 109H87V108L89 107V106H87V105H85ZM93 106H94V105H93ZM134 106H135V105H134ZM144 106H142V107L144 108ZM161 106H162V107H161ZM203 106H204V103H203ZM96 107H97V106H96ZM135 107H136V106H135ZM139 107H140V108H139ZM139 107H136V108L138 109V112H142L143 110L141 109V106H139ZM158 107H159V106H158ZM200 107H201V106H200ZM204 107H205V106H204ZM206 107H207V105H206ZM206 107H205V108H206ZM91 108H92V107H91ZM91 108L89 107L88 109H91ZM94 108H95V106L93 107V109H94ZM201 108H203V107H201ZM250 108H251V107H250ZM36 109H35V110H36ZM47 109H46V110H47ZM85 109H84V108H82L81 110H80V109H77L75 112H78V110H79V112H80V111L85 110ZM139 109H140V111H139ZM164 109H163L162 111H164ZM166 109H167V108H166ZM166 109H165V112L168 113L167 110H168L169 108H168L167 110H166ZM199 109H200V108H199ZM35 110H34V111H35ZM39 110H40V108H39ZM39 110H36V112H39ZM73 110H75V109H73ZM94 110H95V109H94ZM141 110H142V111H141ZM63 111H64V110H63ZM87 111H89V112L91 111V113L94 112V111L91 109V110H86L85 113H86ZM92 111H93V112H92ZM123 111H124V110H123ZM123 111H122V112H123ZM168 111H169V110H168ZM170 111H171V112H169V113H170L169 115H171V116H173L174 113H177V112H174V110H173V113H172V110H171V109H170ZM241 111H242V110H241ZM36 112H35V113H36ZM45 112H46V113H45ZM75 112H73V113L75 114ZM89 112L86 113V117H87V114L90 115ZM135 112H137V111H135ZM148 112H147V113H148ZM159 112H160V113H159ZM159 112H158V115H159V114H160V115H163V114H164V112H161V110H160ZM35 113L33 112V114H34V118H35ZM81 113H84V112L82 111ZM132 113L134 114V112H132ZM149 113H148V114H149ZM156 113L154 112V114H156ZM161 113H162V114H161ZM171 113H172L173 115H172ZM240 113H242V112H240ZM240 113H239V114H240ZM38 114H39V113H38ZM40 114H41V112H40ZM76 114H80V113H76ZM96 114H97V113H96ZM129 114H131V112H130ZM129 114H128V115H129ZM137 114H138V116H140V118H141V117L143 118L144 116H146V115H144V112H142V113H137ZM137 114H136V115L134 114V115L137 116ZM139 114H140V115H139ZM141 114H143V116H142ZM145 114H146V112H145ZM148 114H147V115H148ZM150 114H149V117L151 116ZM152 114H153V113H152ZM154 114H153V120H154V116H156V115H154ZM177 114H178V113H177ZM239 114H238V116H240V117L243 116L242 114H241V115H239ZM243 114H244V113H243ZM126 115H127V114H126ZM126 115H125V116H126ZM134 115H131V116H134ZM158 115H157V116H158ZM180 115H181V114H180ZM182 115H183V114H182ZM184 115H185V114H184ZM234 115H235V114H234ZM39 116H41V115H39ZM80 116H81V114H80ZM82 116H83V118H84V115H83V114H82ZM90 116H93V115L91 114ZM99 116H100V115H99ZM131 116H129V117L131 118ZM135 116H134V119H139V117H136V118H135ZM163 116H165V115H163ZM163 116H161V117H163ZM175 116H176V114H175ZM178 116H179V115H178ZM192 116H193V115H192ZM238 116L236 117V119H237V121H238V120L240 121V118L238 119ZM93 117H94V116H93ZM93 117H92V118H93ZM97 117H98V115L96 116V118H97ZM106 117H107V116H106ZM126 117H127V116H126ZM146 117H147V118L144 117L145 119H144V118H143V119L141 118V119H139V120H144V121H146V120L148 119V116H146ZM183 117H184V116H183ZM38 118H39V117H38ZM40 118H39V120H40ZM88 118H89V116L87 117V119H88ZM99 118L102 119V117H99ZM99 118H97V119H99ZM151 118H152V116L150 117V120H151ZM155 118H156L157 120L159 119L158 117H155ZM85 119H86V118H85ZM93 119H94V118H93ZM104 119H105V118H104ZM104 119H103L104 122L101 121V124H102V123L104 124V123L107 121L106 119H105L106 121H105ZM107 119H108V118H107ZM156 119H155L153 122L156 123ZM186 119H187V121H188L189 118H187V116H186ZM186 119L182 118L181 121H178V122H180V123L184 122V123H185L184 120H186ZM196 119H197V118H196ZM229 119H230V118H229ZM232 119H233V118H232ZM236 119H235V120H236ZM244 119H245V118H244ZM253 119H254V118H253ZM253 119H252V120H253ZM33 120H34V119H33ZM95 120H96V119H95ZM178 120H180V117L178 118ZM190 120H191V119H190ZM235 120H234V121H235ZM246 120H247V119H246ZM248 120H249V119H248ZM83 121H84V120H83ZM89 121H91L90 118H89ZM93 121H94V120H93ZM93 121H92V122H93ZM130 121H131V122H134V121H132V120H130ZM135 121H136V122H139L138 120H135ZM187 121H186V122H187ZM237 121H236V122H237ZM243 121H244V120H243ZM38 122H39V121H38V119H37V123H38ZM65 122H67V121H65ZM65 122H64V124H65ZM68 122H70V121H68ZM68 122H67V123H68ZM149 122H150V121H149ZM149 122H148V123H149ZM178 122H176V124H177ZM236 122H235V123L233 122V123L236 124ZM250 122H251V121H250ZM37 123H36V124H37ZM40 123H41V122H39V124H40ZM82 123H84V122H82ZM82 123H81L80 125H82ZM85 123H86V122H85ZM85 123H84V124H85ZM95 123H97V121H95ZM98 123H100V121H98ZM106 123H107V122H106ZM144 123H145V122H144ZM151 123H152V122H151ZM157 123H159V120L157 121ZM157 123L155 124L156 126L153 124L152 127H151V125H149L150 123L148 124L151 128H153V127L155 126V127H154V128H155V129H154V130H155L154 132H155L156 134H153L154 132H151V134H150L151 136H152V135H159V134H161V135L164 134V135H165V134H167V131H170V132L168 133V135H165V136H170V135H171V134H170V133H171V130H173V132H172V136L175 135L176 133H181V134H183V133L185 134V133H186V132H183V133H182V131H184V128L187 129V127H185L186 125H184V128H183V130H182V129H180V128H182L183 125H181V124L179 123V124H178V129L176 130L177 127H176V128L174 127V129H172V127H171V128H170V127L168 128L167 126H162V127H161V125H159V124H158L159 126H157ZM184 123H183V124H184ZM238 123H240V122H237V124H238ZM247 123H248V122H247ZM31 124H33V122H32ZM39 124H38V125H39ZM46 124H45V125H46ZM64 124H63V125H64ZM84 124H83V125H84ZM103 124H102V126H101L100 124H98V125H100L101 128H102V127L105 125V124H104V125H103ZM108 124H109V121H108ZM131 124H132V123H131ZM141 124H142V122H141ZM185 124H186V123H185ZM197 124H198V123H197ZM200 124H201V122H200ZM231 124H232V122H231ZM40 125H41V124H40ZM42 125H43V122H42ZM42 125H41V126H42ZM83 125H82V126H83ZM132 125H135V123H133ZM148 125L146 124V126H148ZM180 125H181L182 127H180ZM43 126H44V125H43ZM43 126H42V127H43ZM75 126H76V125H75ZM86 126H88V123H86L85 127H86ZM90 126H91V124L89 125V128H91ZM105 126H106V125H105ZM135 126L138 127L139 124H137V125H135ZM176 126H177V125H176ZM205 126H206V125H205ZM205 126H204V127H205ZM34 127H36V125H35ZM50 127H51V126H50ZM55 127H56V126H55ZM60 127H61V126H60ZM71 127H72V126H71ZM92 127H93V126H92ZM94 127H96V126H94ZM143 127H144V126H142V128H143ZM179 127H180V128H179ZM201 127H202V126H201ZM201 127H200V128H201ZM208 127H209V126H208ZM208 127L206 126L205 128H208ZM39 128H40V126H39ZM39 128H38V129H39ZM78 128H79V127H78ZM89 128H86V129H89ZM139 128H140V130L142 131L141 126H140ZM148 128H149V127H147V128H143V130H144V129L149 130L150 128H149V129H148ZM157 128H159V129H157ZM43 129H44V128H43ZM63 129H64V126H63ZM71 129H72L73 131H72V130H71V131L68 130V132H64V134H63L62 132H60V131L57 132L58 134H59V132H60V136H62V137H61L62 140H65V139L67 140V141L65 140L66 143H65L64 141L60 140L58 137L55 138V139L53 140V138H54V137H53L52 140H51V143H52V141H55L56 139L58 140L57 143H56V148H55L54 145H53V144H55V143H52V144H51V143L48 142V145L51 144L52 146H48V145L46 144L47 147H49V149H50V147H53V148H55V150H56V149H59V148H57V145H59L60 141H62V143L64 142V144H67V146H65V145L63 144L65 148L69 146V147L71 148V150H73V151H74L75 148L78 147L77 150L75 149V150H76V151H74L75 153H74V154L72 153V155L74 156V158L72 157L73 160L71 159V157H69V156H71V153H70V155L68 156V158L66 159V161H65V159H64V161L66 162V163H64V165H67L68 167H64V166H63V163H62L63 160H62V161H61V160L57 161V157H58L57 154H56V153H58L57 151L55 152V155H54V156H57L55 159L52 158L53 156L51 157L50 152L48 153V155L50 156V159H49V160H50V161L53 160L54 162H49V160L46 159L45 156H43L45 159H44V162H43V164L41 165V167L39 166V163H38V162L40 161L39 158H35L36 156L34 157L35 162L37 163V166L40 167L38 170H37V168H38L37 166H35V167H37V168L34 169V170H32L33 168L30 169V171H31V170H32V171H35V170H36V171L34 172V175H35V182H34V180H33V185H34V183H36V184L34 185V187L36 186V191H35V188L33 187V185L30 186V184H32V183H30V181L27 183L28 185H26V187H24L25 185H23V188H25V189H28L27 187H29V186L32 187V189H34V190H32V191H35V196L31 195V196H33V198H34V201H36V199H37V202H38L37 204L40 203L41 205H44V207L46 206L45 204H47V203H50L51 205H52V204L54 205L53 202H57V201L59 202V201H60L61 204H60V203H59V204L61 205V208L64 207V206L62 207V205L64 204V202H66L67 205H66V204H64V205H66L67 208H69V205H70V204H73V202H75V203L77 202V203H80L81 206H85V210H86L87 208H89V209H90V208H95V209L97 210V214H101L103 217H107V215L109 216V214L107 213V210H109V209H107V206H108V204H109L108 207H110V204H111L110 201L113 202V199H114V198L117 199V197H118V193H119V195H122V196H123V197L121 196L120 199L123 198V199L126 200L127 198H129V199H131L130 201L136 199L135 194H136L137 192L134 194V188H135V187L133 188V186H135V185L133 184V183H135V182H134L135 180H134V181L132 180L133 183H132V181H129V180L127 179V177H125L126 175H125V176L123 175L125 172H124V173H121L124 177H123V176H118V175H116V174L110 172L108 168H109L111 165H110L109 167H107V164L110 163L111 160H110V161L108 160V161H109V162H108V161L106 160V159H107L106 157H105V158H102V159H99V158L101 157L102 154H100V155L98 154L97 156H96V154H94V153H96V152L100 149V148H98V146L95 147V148H98L96 152H95L94 149H91V150H90V151H93V150H94V152H92V153H93V154H92V157H91V155L89 154L90 151H89V153H88L87 150H86V149H88V148H92V147L94 146L93 143H97V144H99V147H101V146H100V144H101V145L103 146V148L106 147V148L109 149L110 146H111V147H112V146H115V147H116L117 145H118V146H117V148H118V147H119V143H118V142H120V140H119L120 138H119V137H121L122 135H123V136H125V135H124V134L117 135V133H115L116 130L113 129V128H112V129H113L114 131L112 132V135H111V134H110L111 132H108L110 129H106V128H105V130H107V131H105V130L102 128L103 130L101 129V130H102L101 132L103 133V135H105V138L103 137L104 139H100V138H102L103 135L100 136V134H97V136H95L94 138H93V137L90 138V135H89L88 138H90V139H88V141H87V139L85 140V137L83 136V135L85 134L83 131H82V132H83L84 134H82L81 131H80L79 129L77 130L76 127H75L74 129H73V128H71ZM93 129H95V128H93ZM112 129H111V130H112ZM169 129H170V130H169ZM179 129L182 130V131H181V132H178ZM190 129H191V128H190ZM197 129H198V128H197ZM202 129H203V127H202ZM209 129H210V128H209ZM241 129H242V128H241ZM41 130H42V128H41ZM49 130H50V129H49ZM89 130H90V129H89ZM91 130H92V129H91ZM187 130H188V129H187ZM187 130H186V131H187ZM200 130H201V129H200ZM47 131H48V130H47ZM47 131H45V132H47ZM55 131H56V130H55ZM99 131H100V130H99ZM174 131H175V132L177 131V132L175 133ZM189 131H190V130H188V132H189ZM202 131H204V130H202ZM211 131H212V130H211ZM234 131H235V130H234ZM236 131H237V130H236ZM144 132L146 133L145 130H144ZM147 132H148V131H147ZM195 132H196V134L198 133L197 130H195ZM240 132H241V131H240ZM243 132H244V130H243ZM97 133H98V132H97ZM114 133H115V135H113ZM119 133H120V132H119ZM128 133H129V132H128ZM145 133H143L144 135H143V134H142V135L145 136V135H146ZM157 133H158V134H157ZM173 133H175V134H173ZM226 133H227V132H226ZM229 133H230V132H229ZM50 134H51V133H50ZM61 134H63L64 136L61 135ZM94 134H95V133H94ZM131 134H132V133H131V131H130V134H128V135L131 136ZM147 134H149V133H147ZM186 134H188V133H186ZM222 134H223V133H222ZM256 134H258V133H256ZM98 135L100 136V138H96V137H98ZM116 135L119 136V137H118L119 139H116L117 141L119 140L118 142H117L116 140H115V142H114L112 139H111V141H113V142L108 141V140H110V138H109L110 136H116ZM126 135H127V134H126ZM140 135H141V133H140ZM223 135H224V134H223ZM240 135H241V133H240ZM85 136H86V134H85ZM91 136H93V135L91 134ZM146 136H149V135H146ZM175 136L177 137V134H176ZM179 136H180V135H179ZM181 136H182V135H181ZM196 136H197V135H196ZM48 137H49V136H48ZM64 137H65V138H64ZM106 137H107V140H106ZM125 137H126V136H125ZM125 137H124V138H125ZM158 137H159V138H158ZM176 137H175V138H176ZM182 137H184V135H183ZM189 137H190V136H189ZM241 137H242V136H241ZM63 138H64V139H63ZM108 138H109V139H108ZM111 138H112V137H111ZM115 138H116V137H115ZM115 138H114V139H115ZM122 138H123V137H122ZM128 138H129V137H127V139H128ZM132 138H133V136H132ZM132 138L130 137L129 139H132ZM146 138H147V137H146ZM149 138H151V137L149 136ZM155 138L159 139V140H157V141L159 142L160 140L162 141V139L165 138V137H162V139H161V136L159 135V136H157V137L155 136ZM168 138H169V137H168ZM170 138H171V137H170ZM191 138H193V136H192ZM194 138H195V137H194ZM194 138H193V139H194ZM236 138H238V137H236ZM243 138H244V137H243ZM243 138H242V139H243ZM177 139H179V138L177 137ZM180 139H181V138H180ZM182 139H184V138H182ZM182 139H181V140H182ZM195 139H196V138H195ZM221 139H222V138H221ZM59 140H60V141H59ZM121 140H122V143H123V144L126 143L127 141H130V142H131V140H127V141H126V140L124 139V141H126V142H124L123 139H121ZM155 140H156V139H151V140H149V141H152L151 144L153 143L152 145H153L154 147H155V144H156V143H155V142H156ZM170 140H171V139H170ZM173 140H174V139H173ZM173 140H172V141H173ZM175 140H176V139H175ZM200 140H201V139H200ZM200 140H199V141H200ZM46 141H47V140H46ZM86 141H87L88 143L93 142V143H92L93 145L90 146V147H88V148H85V147H87V146H86V144H87ZM153 141H155V142H153ZM161 141H160V144H161ZM164 141H165V140H163V142H164ZM202 141H203V140H202ZM221 141H222V140H221ZM55 142H56V141H55ZM163 142H162V143H163ZM176 142H177V140H176ZM184 142H185V141H184ZM195 142H196V141H195ZM75 143H76V144H75ZM204 143H205V142H204ZM60 144H61V143H60ZM90 144H91V143H90ZM199 144H202V145H200V146H203V143H199ZM199 144H198V145H199ZM205 144H206V143H205ZM41 145H43V144H41ZM46 145H45V147L43 146L44 149L46 148L45 150H44V149H43V150H44L45 152H48V149H47ZM121 145H122V144H121V142H120V146H121ZM152 145H151V146H152ZM158 145H159V143H158ZM191 145H192V144H191ZM194 145H195V144H193V146H194ZM198 145H197L196 147H195V146H194V147H195V148L200 147V146H198ZM61 146H62V145H61ZM61 146L59 145V147H61ZM122 146L124 147V146H126V144H124V145H122ZM193 146H192V147H193ZM204 146H207V145H204ZM69 147H68V150H70ZM115 147H114V148H115ZM158 147H159V146H158ZM160 147H161V146H160ZM207 147H208V146H207ZM34 148H35L34 150L37 151V148H36V147H34ZM53 148H52V149H53ZM65 148H63V146H62V149H65ZM93 148H94V147H93ZM114 148H113V149H114ZM119 148H120V147H119ZM119 148L117 149V151L112 152V153H111V150H109L110 153L107 151L108 153H107V152H106V153H103V155H104V154H107V155H108V154H112V155H108V156H107L109 159H110V158L112 159V157L114 156V154H115L116 152H117V154H115V155H118V151L120 150ZM125 148H126V147H124L123 149L121 148V149H122V150H125ZM155 148H157V144H156V147H155ZM155 148H152V149L154 150ZM195 148H194V149H195ZM60 149H61V148H60ZM62 149H61V150H62ZM104 149H105V148H104ZM111 149H112V148H111ZM113 149H112V150H113ZM158 149H159V148H158ZM46 150H47V151H46ZM53 150H54V149H53ZM71 150H70V152H71ZM88 150H89V149H88ZM122 150H121V151H122ZM153 150H152V151H153ZM202 150H203V149H202ZM207 150H208V149H207ZM50 151H52V150L50 149ZM58 151H59V150H58ZM65 151H66V150H65ZM113 151H114V150H113ZM121 151H120V153H121ZM154 151H155V150H154ZM156 151H157V150H156ZM158 151H160V150H158ZM15 152H16V151H15ZM59 152H60V151H59ZM124 152H126V151H124ZM18 153H19V151H18ZM52 153H53V152H52ZM52 153H51V154H52ZM61 153H64V152L61 151ZM66 153H67V152H66ZM68 153H69V151H68ZM113 153H114V154H113ZM122 153H123V151H122ZM202 153H203V152H202ZM209 153H210V152H209ZM12 154H13V152H12ZM46 154H47V153H46ZM53 154H54V153H53ZM206 154L208 155V157L210 156V155L208 154V151H207ZM210 154H211V153H210ZM7 155H8V154H7ZM38 155H39V154H38ZM58 155H59V154H58ZM60 155H61V154H60ZM64 155H65V153H64ZM66 155H68V154H66ZM94 155H95L96 158L99 156V157L97 158L98 160H95L96 158H95V159L93 158ZM157 155H158V154H157ZM204 155H205V154H204ZM62 156H63V154H62L60 157H62ZM104 156H105V155H104ZM109 156H110V157H109ZM121 156H123V155H121ZM188 156H189V154H188ZM205 156H206V155H205ZM5 157H6V156H5ZM60 157H59V158H60ZM119 157H120V156H119ZM156 157H157V156H156ZM159 157H160V156H159ZM1 158H2V157H1ZM6 158H8V157H6ZM47 158H48V157H47ZM51 158H52V159H51ZM64 158H65V157H64ZM114 158L117 159L118 157L116 158V157L114 156ZM114 158H113V160H115ZM124 158H125V161H126V160H127V162L130 161V159L127 158V156L124 157ZM124 158L122 157V159H124ZM126 158H127V159H126ZM157 158H158V157H157ZM160 158H161V157H160ZM160 158H159V159H160ZM201 158H203V156H202ZM60 159H61V158H60ZM69 159H70V160H69ZM118 159H119L120 161H122V162H121V166L123 167V166L125 165V162H124V165H122V164H123V160H121V158H118ZM153 159H154V158H153ZM205 159H206V158H205ZM242 159H243V158H242ZM0 160H1V159H0ZM2 160L6 162L5 158H3ZM2 160L0 161V163L2 162ZM36 160H38V162H37ZM41 160H42V159H41ZM55 160H56V162H58V163L60 162V164L56 163ZM160 160H161V159H160ZM7 161H8V160H7ZM9 161H10V159H9ZM115 161H116V160H115ZM117 161H118V160H117ZM117 161H116V163L113 161V162H111V164L113 163V164H112L113 166L116 165V166H115L116 168H119V167L121 168V166H119L120 164H119V165L117 164ZM120 161H118V162L120 163ZM151 161H152V159H151ZM153 161H154V160H153ZM155 161H156V160H155ZM155 161H154V162H155ZM5 162H4V163H5ZM33 162H34V160H33ZM40 162H41V161H40ZM107 162H108V163H107ZM154 162H152V163L155 164ZM2 163H3V162H2ZM2 163H1V164H2ZM36 163H35V165H36ZM152 163H151V164H152ZM7 164H8V163H6L5 165L8 166ZM126 164H127V163H126ZM5 165H4V166H5ZM127 165H128V164H127ZM155 165H156V164H155ZM0 166H2V165H0ZM4 166H3V167H0V168H2L3 170H4L5 168H7V169L10 168V166H8L9 168L6 167V166H5V168H4ZM33 166H34V164H33ZM33 166H32V167H33ZM113 166H111V167H113ZM132 166H133V165H132ZM111 167H110V168H111ZM125 167H126V165H125ZM133 167H134V166H133ZM120 168H119V169H120ZM121 169H122V168H121ZM121 169H120V171H119L118 169H116V170H118L117 172H121ZM130 169H131V168H128V169H125V168H124L123 170H125V171L128 170V171H129ZM133 169H135V168H133ZM133 169H132V170H133ZM11 170H12V169H10L9 171H11ZM132 170H131V171H132ZM5 171H7V170L5 169ZM5 171H4V172H5ZM9 171H7V172H5V173H8ZM122 172H123V171H122ZM129 172H130V171H129ZM129 172L126 171V173L129 174L128 176L134 175V174H133V173H134L133 171H132V174H131V175H130ZM135 172H138V171H135ZM29 173H30V175H31V172H29ZM2 174H3V172H2ZM32 174H33V173H32ZM138 174H139V173H138ZM8 175H9V174H8ZM0 178H1V177H0ZM29 178H30V177H29ZM129 178H130V177H129ZM131 178H133V177H131ZM131 178H130V179H131ZM136 178H138V177H135V178H133V179H136ZM1 180H2V179H1ZM31 180H32V177H31ZM16 183H18V182H16ZM29 183H30V184H29ZM107 186L109 187L108 189H107ZM16 187L18 188V187H20V186H16ZM14 188H15V186H14ZM136 188H137V187H136ZM2 189H3V191H4V188H2ZM2 189H1V190H2ZM5 190H6V189H5ZM9 190H11V189H8V191H9ZM12 190H13V189H12ZM15 190H16V188H15ZM18 190H20V189H18ZM18 190H17V191H18ZM29 190H30V189H29ZM106 190H113V192H114V190H116V191H117V194H116V192H114V193L116 194L115 196H117V197L113 196L114 193H113V195H112L113 197H111V196H110V195H111V194H110L111 191L109 192V191H106ZM136 190H137V189H136ZM25 191H26V190H25ZM25 191H24V192H25ZM5 192H6V191H5ZM5 192H4V193H5ZM14 192H15V194H13ZM21 192H22V191H21ZM108 192H109L110 195L108 194ZM218 192H220V191L217 190V193H218ZM9 193H10V194H8V195H7V193H6V195L8 196L7 199H10V198L12 197V196H11V192H9ZM16 193H17L16 191H14V190L12 191V194L15 195V196L18 195L20 192H18V194H16ZM215 193H216V192H215ZM0 194H1V193H0ZM107 194H108L109 196H108ZM213 194H214V193H213ZM2 195H5V194H3V192H2ZM2 195H1V196H2ZM6 195H5V197H7ZM9 195H10V196H9ZM136 195H137V194H136ZM15 196H14V197H15ZM215 196H217V194H215ZM3 197H4V196H3ZM3 197H2V198H3ZM5 197L3 198V200H4L5 203H6V200H5L6 198H5ZM9 197H10V198H9ZM119 197H120V196H119ZM218 197H221L220 194H219ZM30 198H32V197H30ZM33 198H32V200H33ZM35 198H36V199H35ZM216 198H217V197H216ZM0 199H1V198H0ZM120 199H118V200H120ZM225 199H226V198H225ZM30 200H31V199H30ZM56 200H57V201H56ZM114 200H115V199H114ZM125 200H124V201H125ZM127 200H128V199H127ZM127 200H126V201H127ZM216 200H217V199H216ZM223 200H224V199H223ZM1 201H2V199H1ZM9 201H10V203H11L12 200H9ZM9 201H8V202H9ZM51 201H53V202L51 203ZM116 201H117V200H116ZM130 201H129V202H130ZM220 201H222V200H220ZM220 201H217V202H218L219 205H222L224 201L221 202L222 204H220ZM29 202H32V201H29ZM58 202H57V203H58ZM67 202H72V203H70V204L68 205ZM122 202H123V201H121V203H122ZM62 203H63V204H62ZM75 203H74L73 205H74V207H76V208L78 209L77 206H78L79 204L76 203L77 205L75 206ZM113 203H114V202H113ZM116 203H117V202H115L114 204H115V205H118L119 201H118L117 204H116ZM132 203H134V201H133ZM132 203L130 202V205H131V206H132ZM224 203H225V202H224ZM2 204H3V202H2ZM33 204H35V203H33ZM59 204H57V205L59 206ZM114 204H113V205L111 204V206H112V207H113V206L115 207ZM125 204H127V202H126ZM216 204H217V203H216ZM3 205H5V204H3ZM3 205H2L1 207H4ZM7 205H9V203H7ZM7 205H6V206H7ZM16 205H18V204H16ZM48 205H49V204H48ZM48 205H47L46 207L49 208ZM80 205H79V206H80ZM123 205H124V202H123V204H120V206H123ZM127 205H128V204H127ZM219 205H218V206H219ZM6 206H5V207H6ZM58 206H57V207H58ZM70 206H71V205H70ZM81 206H80V207H81ZM118 206H119V205H118ZM118 206H116V207L118 208ZM1 207H0V208H1ZM5 207H4V208H5ZM19 207H20V206H19ZM35 207H36V208H35ZM44 207L42 206L41 208L43 209ZM55 207H56V206H55ZM57 207H56V208H57ZM71 207H73V206H71ZM80 207H79V208H80ZM112 207H110V208H112ZM116 207H115V209H117ZM129 207H130V206H129ZM133 207H134V206H133ZM135 207H136V206H135ZM138 207H141V206H138ZM4 208H3L2 210H4ZM8 208H9V207H8ZM15 208H16V206H15ZM21 208H22V206H21ZM31 208H32V209L35 208V210H36V209H37V205L34 206V207L31 206ZM41 208H40V209L38 208V209H39V212L37 211L38 209L36 210L37 212L33 210V211H34L33 213H37V214L39 213V214H40V213H41V210H42ZM56 208H55V209H56ZM58 208L61 210L60 207H58ZM76 208H75L74 211H77ZM124 208H125V206H124ZM131 208H132V207H131ZM16 209H17V208H16ZM16 209H15V210H16ZM59 209H58V210H59ZM80 209H81V208H80ZM126 209H127V206H126ZM128 209H129V208H128ZM128 209H127V210H128ZM142 209H143V208H140L139 210H142ZM5 210H6V208H5ZM7 210L9 211V209H7ZM45 210H46V209H45ZM45 210H44L43 213L46 212ZM60 210H59L57 213H60V214H61V213H62V212H61L62 210H61V211H60ZM81 210H83V209H81ZM91 210H93V209H91ZM91 210H90V212H91ZM110 210H111V209H110ZM112 210H113V209H112ZM120 210H121V209H120ZM122 210H123V209H122ZM122 210H121V211L117 210L116 212H119V213L121 212L120 215H122V214H124V213L126 212L125 209H124V211H123V213H122ZM0 211H1V209H0ZM22 211H23V210H22ZM22 211H21V212H22ZM63 211H64V210H63ZM66 211H67V210H66ZM66 211H65V215H66V213H69V212H70V211H68V212H66ZM74 211H71V214H70V215H72V213H73ZM87 211H89V210L87 209ZM113 211H115V210H113ZM1 212H4V211H1ZM31 212H32V211H31ZM77 212H78V214L81 213V212L79 213V211H77ZM77 212H76V213H77ZM85 212H86V211H85ZM95 212H96V211L91 212V213H94V214H95ZM111 212H112V211H111ZM134 212H135V211H134ZM134 212H133V215H132V214L130 215L131 212L128 213V215H129L130 217H131V216L134 217V215H137V213L134 214ZM140 212H141V211H140ZM43 213H42V214H43ZM46 213H48V211H47ZM63 213H64V212H63ZM63 213H62V215L64 216ZM76 213H74V215H75ZM113 213H114V212H113ZM113 213H112V214H113ZM138 213H139V212H138ZM142 213H143V212H142ZM258 213H259V214H258ZM258 213H255L256 215H254L253 218H254L255 220H257L256 222H257V223L259 224V226H260V225H262V223L260 222V221H261L260 219H262V218L264 217V216H263L264 214L261 215L260 212H258ZM22 214L24 215V213H22ZM31 214H32V213H30V215H31ZM37 214H35V215L32 214V216H34V219L36 218L35 216H36ZM114 214H115L116 216H118L116 213H114ZM139 214H140V213H139ZM30 215H29V216H30ZM62 215H61V217H62ZM68 215H69V214H68ZM76 215H77V214H76ZM91 215H92V214H91ZM101 215H100V216H101ZM120 215H119V216H120ZM125 215H126V214H125ZM128 215H127V216H128ZM260 215H261V216H260ZM32 216H31V220H32V222H34L33 219H32ZM37 216H38V215H37ZM39 216H40V218L43 217L42 215H39ZM41 216H42V217H41ZM57 216H58V215H57ZM59 216H60V215H59ZM66 216H67V215H66ZM102 216H101L100 218H102ZM142 216H143V215H142ZM262 216H263V217H262ZM55 217H56V215H55ZM55 217H54V218H55ZM67 217H68V216H67ZM67 217L65 218V216H64V219H63V220H64V221H65V219L67 220ZM72 217H73V216H72ZM72 217H71V218H72ZM76 217H78V216H76ZM120 217H121V216H120ZM120 217H118V218H120ZM122 217H125V216L122 215ZM137 217H138V216H136V218H137ZM167 217H168V214H167ZM46 218H47V217H46ZM46 218L43 219V221L40 220L39 222L41 223V221H42V223H43L44 225H46V223H50V222L46 221V220H48V218H47V219H46ZM68 218H69V217H68ZM88 218H89V217H88ZM110 218H111V217H110ZM118 218H116V219H118ZM125 218H126V217H125ZM56 219H57V218H56ZM58 219H59V218H58ZM58 219H57V220H58ZM72 219H73V218H72ZM72 219H71V223H72ZM74 219H75V218H74ZM74 219H73V222H74ZM128 219H129V218H128ZM128 219H127V220H128ZM139 219H140V218H139ZM141 219H142V218H141ZM244 219H245V218H244ZM35 220H36V219H35ZM52 220H53V219H52ZM96 220H97V218H96ZM98 220H100L99 217H98ZM98 220H97V221H98ZM104 220L106 221V219H104ZM104 220H103V222H105ZM112 220H114V219H111L110 221H112ZM118 220H119V221H118ZM118 220H117V221L120 223V219H118ZM124 220H125V219H124ZM130 220H131V219H130ZM130 220H128V221H130ZM132 220H133V219H132ZM37 221H38V220H37ZM37 221H36V222H37ZM49 221H51V220H49ZM54 221H56V220H54ZM68 221H69V220H68ZM92 221H93V220H90V219H87V220L85 221V223H86V225H85L86 228H87V226H88V225H87V222H88V224L91 222L92 224H90L89 226L92 225V227H93V224H94V223H93ZM117 221H116L115 223L118 225V222H117ZM133 221L135 222V220H133ZM143 221H144V220H143ZM36 222H35V223H36ZM51 222H53V221H51ZM56 222H57V221H56ZM61 222H63L62 219H61ZM61 222L59 221V226L61 225ZM65 222H66V221H65ZM76 222H78V220H77ZM94 222H95L94 225H97V226H98V224H96V221H94ZM98 222L101 223V222H102V219H101V221H98ZM113 222H114V221H113ZM113 222H112V223H113ZM138 222H139V221H138ZM6 223H8V222H6ZM35 223H34V224H35ZM57 223H58V222H57ZM57 223H56V224H57ZM71 223H70V225H71ZM79 223H80V221H79ZM85 223H83V224H85ZM106 223H108V221H106ZM123 223H124V222H123ZM123 223H122V221H121V224H122V225L120 224L119 226L122 227V226H123ZM131 223H133V222H131ZM135 223H136V222H135ZM38 224H39V223H38ZM65 224L68 225L69 223L66 222ZM65 224H64V222H63V225H65ZM77 224H78V223H77ZM109 224H110V223H109ZM124 224H125V223H124ZM126 224H127V223H126ZM258 224H257V225H258ZM36 225H37V223H36ZM41 225H42V224H41ZM41 225H39V226H40V228H41L42 235H43V233H44V235H48L49 233H48V230H47V229L44 230L47 234H45V232L43 231L44 227H46V226H43V229H42ZM47 225L49 226V224H47ZM54 225H55V224H54ZM54 225H52V227H53ZM63 225H62L61 227H58V224H57L56 227H55V229H54V231L56 230V232H58V233L61 235V237L63 238V239L61 238V239H62V242H63L64 240L67 241V243H68V247H67V246H66V247H67L68 249H69V246H70V245L74 246V249H72V246H70L72 250H75V246H80V247H81L82 245H85V244H88V246H89L90 242L92 241L91 239L83 238L82 236H79V235H71L70 233H68L70 230H73V231H74V229L72 228V226L75 227V226H77L76 224L72 223V226H69V225H68V226H63ZM80 225H81V224H80ZM102 225H103V223H102ZM104 225H105V226H106V225L108 226V227H106V229H107L106 231L109 230L110 232H112V231L114 232V231H115L116 233H118V232L116 231V229L114 228V227H116L117 225H115V226L113 225L114 227H113V226H112V227H109V226H111L112 224H111V225H108V224H105V223H104ZM133 225H134V224H133ZM137 225H138V224H137ZM137 225H135V226H137ZM39 226H38V227H39ZM48 226H47V227H48ZM78 226H79V225H78ZM78 226H77V227H78ZM85 226H82V225H81V227H83V229L85 228ZM97 226H96V228H97ZM125 226H127V225H124V227H125ZM138 226H139V225H138ZM23 227H24V226H23ZM77 227H76V230H77ZM92 227H91V229H92ZM98 227H99V229H100V226H98ZM129 227H130V226H129ZM132 227H133V226H132ZM24 228H25V227H24ZM102 228H103V226H102ZM109 228H110V229H113V230L111 231ZM116 228H119V227H116ZM138 228H139V227H138ZM48 229H49V228H48ZM79 229L82 230V228H79ZM87 229H89V228H87ZM87 229H84V230H87ZM94 229H95V228H94ZM99 229L97 228L96 231H98ZM114 229H115V230H114ZM119 229H120V228H119ZM119 229H117V230H119ZM126 229H128V228H124V229L121 228V229H120V232H121L122 230H124V232L126 233V231H125ZM139 229H140V228H139ZM129 230H130V228H129ZM129 230H128V231H129ZM136 230H137V229H136ZM50 231H51V230H50ZM89 231H90V230H88V232H89ZM92 231H93V232H92L91 234L96 233V232H94L93 229H92ZM101 231H102V230H101ZM101 231L99 230V234L101 233ZM128 231H127V235H128ZM133 231H134V230H133ZM133 231H132V234H134V236H135V232H136V231H135V232H133ZM25 232H26V230H23L21 233H22L23 235H25ZM78 232H80V231L78 230ZM83 232H84V231H83ZM83 232H82V233H83ZM90 232H91V231H90ZM90 232H89V233H90ZM103 232H104V231H103ZM113 232H112V233H113ZM124 232H123V234H125ZM76 233H77V232H76ZM84 233H85L86 235L88 234V233H86V232H84ZM104 233H106V232H104ZM108 233H109V232H108ZM108 233H107V235H108ZM112 233H111V235H112ZM138 233H139V231H138ZM141 233H142V232H141ZM176 233L179 234V231L176 232ZM180 233H181V232H180ZM187 233H188V232H187ZM187 233H184V234H185V238H186L187 241H188V240H189V239H188L189 236H188ZM59 234H58V235H59ZM72 234H73V233H72ZM96 234H98V233H96ZM118 234H120V233H118ZM123 234H122V236H124ZM129 234H130V233H129ZM132 234H131V235H132ZM170 234H171V233H170ZM178 234H177V235H178ZM186 234H187V235H186ZM0 235H1V234H0ZM109 235H110V233H109ZM115 235H116V234H115ZM131 235H130V236H131ZM138 235L140 236V233H139ZM138 235L136 234L137 238H139ZM174 235H175V234H174ZM174 235H173V237H174ZM56 236H57V235H56ZM87 236H89V235H87ZM92 236H93V235H91L90 237H92ZM97 236H98V235H97ZM97 236L95 235V237H97ZM105 236H106V235H105ZM113 236H114V234H113ZM136 236H135V238H134L133 236L130 237V238H132L131 240H132L133 242H134V241H137ZM143 236H144V235H143ZM159 236H160V235H159ZM186 236H188V237H186ZM0 237H2L1 239L4 238L3 236H0ZM90 237H89V238H90ZM98 237H99V236H98ZM102 237H104V236H102ZM109 237H112V236H109ZM115 237H116V236H115ZM117 237H119V239H120L121 235H119V236H117ZM125 237H126V235H125ZM128 237H129V235H128ZM144 237H145V236H144ZM144 237H143V238L140 237L141 240H140V238H139V241L143 244V247H144V249H145V252H146V254H147V256H148V258H149L150 261H147V260H148L147 257H145V255L143 254L144 251L142 252L141 250H139V249H142V247H140V246L142 245L141 243H139V245H140V244H141V245L139 246L140 248L138 247V248H139V249H138V250H139L138 253H140V251H141V253L144 255L143 257H142V255L140 256V257L142 258V260H143L144 257L147 259V260H146L147 262L142 261L143 264H147L148 262H150L151 264H154V262H156V261L151 259V255H150V252H149L150 249L148 250L149 247L147 248V247H146L147 244H145V242H146V243H148V242H147L146 239H145V241L143 240ZM176 237H177V238L179 237V239H180V236H176ZM181 237L184 238L183 235H182ZM225 237H226V236H225ZM26 238H28V237L26 236ZM92 238H93V237H92ZM100 238H101V236H100ZM106 238H107V237H106ZM113 238H114V237H113ZM113 238H112V239H113ZM121 238H123V237H121ZM130 238H129V239H130ZM133 238L136 239V240H133ZM1 239H0V240H1ZM37 239H38V238H36L35 241H34L33 239H32V240H33L34 242H40V240H37ZM96 239H97V238H96ZM102 239H103V238H102ZM102 239H98V240H96V242H97V241L100 242V240H102ZM115 239H116V238H115ZM125 239H126V238H125ZM129 239H128V240H129ZM172 239H173V238H172ZM174 239H175V237H174ZM179 239H178V240H179ZM186 239H185V240H186ZM190 239H191V238H190ZM32 240H31V241H32ZM56 240H57V239H55V241H56ZM90 240H91V241H90ZM106 240H109V239H106ZM113 240H114V239H113ZM113 240H112V241H113ZM117 240H118V239H117ZM117 240H116V241H117ZM120 240H121V239H120ZM120 240H119V242L121 243ZM123 240H124V239H123ZM126 240H127V239H126ZM131 240H129L130 242H128V243H131ZM185 240H184V241H185ZM1 241H2V240H1ZM4 241H6L5 238L3 239V242H4ZM24 241H27V242H25L27 245H23V246H21L22 243H20V242H19L20 244L18 243V244L20 245V247H22V249L26 250V248H28L29 250H27V251H29V254H30V255H32L33 253H34V256L39 255L40 252H39L37 255H36V253L34 252L35 247H32L33 245H31V243H33V242H30V240H28V239H27V240L24 239L23 242H24ZM57 241H60V242H59V245H60V247H62V248H60V249H63L64 246H62V244H61V240H57ZM57 241H56V242H57ZM65 241H64V242H65ZM104 241H105V240H103L102 242H100L101 244H100V243H99V244L102 245V246H103V245L106 246L107 242L105 241L106 243H104ZM110 241H111V240H109V242H110ZM112 241H111V242H112ZM182 241H183V240H182ZM184 241H183V242H184ZM191 241H192V240H191ZM21 242H22V241H21ZM29 242H30V243H29ZM47 242L49 243V241H47ZM47 242H45V243H47ZM56 242H55V243H56ZM92 242L94 243V238H93V241H92ZM111 242H110V243H111ZM125 242H127V241H125ZM180 242H181V241H180ZM189 242H190V240H189ZM4 243L6 244V242H4ZM25 243H24V244H25ZM55 243H54V245H55ZM67 243H66V244H67ZM93 243H92V244H93ZM102 243H104V244H102ZM113 243H114V242H113ZM113 243H112V244H113ZM115 243H118V242H115ZM115 243H114V244H115ZM186 243H187V242H186ZM194 243H195V241H194ZM7 244H9L8 241H7ZM49 244H50V243H49ZM56 244H58V243H56ZM69 244H70V245H69ZM96 244H98V243H96ZM96 244H93V245H96ZM114 244H113V245H114ZM135 244H136V242H135ZM190 244H191V245H190V247H191V246H194V245L197 244V243H195V244L192 245V243L190 242ZM19 245H17V247L19 248L18 250H22V249H20ZM51 245H53V244H51ZM93 245H92V246H93ZM107 245H108V247H112V246H109V243H108ZM120 245H121V244H120ZM120 245L118 246L117 249H119V247H121V246H123V247L125 248V245H126V244L124 245V243H123L121 246H120ZM133 245H134V244H133ZM187 245H188V244H187ZM197 245H198V244H197ZM24 246H25V247H24ZM26 246H27V247H26ZM88 246L85 247L86 250H87V251H90V253H93V251L95 250V247H94V250H93V248L89 246V247L92 249V251H91V249H87ZM97 246H98V245H97ZM116 246H117V245H116ZM127 246H129V245H127ZM127 246H126V249H127ZM131 246H132V244H131ZM147 246H148V245H147ZM169 246L172 247V245H169ZM169 246H168V247H169ZM6 247H8V249H9V246H8V245H6L5 248H6ZM10 247H11V246H10ZM23 247H24V248H23ZM45 247H46V248H45L46 251H48V253H49V251H50V254H51V255H52V252H54V253L56 252L55 248H52V249H54V251H52V252H51L52 249H51V250H48L49 248H47V247H49V245H47V246H45ZM54 247H56V245H55ZM80 247H79V248H80ZM89 247H88V248H89ZM108 247H107V248H108ZM135 247H137V244L135 245ZM135 247L132 246V249L135 248ZM161 247H163V246H161ZM164 247L166 248V245H164ZM168 247H167V248H168ZM171 247H169L170 250H172V248L174 249V247H172V248H171ZM190 247H189V248H190ZM197 247H198V246H197ZM197 247H196V249H197ZM33 248H34V249H33ZM43 248H44V247H43ZM83 248H84V247H83ZM105 248H106V247H105ZM105 248H103V249H105ZM124 248H123L124 251H123V250H122V251L126 253V251H125ZM192 248H193V247H192ZM199 248H201V247H199ZM8 249H7V250H8ZM45 249H44V252H45ZM56 249H57V253H58V248H56ZM65 249H66V248H65ZM81 249H82V248H81ZM98 249H100V252L95 253V251H97V250H95V251H94L95 254H92V255L95 256V255L97 254V256H98V254H101V255H99V257H101L102 255H104V252H103L104 250L102 251V250H101L102 248H100V246H99ZM109 249H110V248H108V250H109ZM111 249H112V248H111ZM115 249H116V248H114L113 250H115ZM120 249H122V247H121ZM132 249H131V252H132ZM144 249H143V250H144ZM169 249H168V250H169ZM193 249H195V247H194ZM201 249H202V248H201ZM201 249H199V250H201ZM222 249L224 250V251L222 250V251L224 252V253H223L224 256H222V257H224V258H226L225 256H227V255H233V253H236V252H232L233 250L231 251L232 253H230L229 250H228L229 248L226 247V246H224V248H222ZM10 250H11V248H10ZM39 250H40V249H39ZM76 250H77V247H76ZM128 250H129V249H128ZM133 250L136 252V249H133ZM165 250H167V249H165ZM165 250H164V251H165ZM168 250H167V251H168ZM170 250H169V251H170ZM175 250H176V249H175ZM187 250H188V249H187ZM202 250H203V249H202ZM22 251H23V250H22ZM35 251H36V250H35ZM59 251H60V250H59ZM77 251H78V250H77ZM77 251H76V252H77ZM83 251H84V249H83ZM109 251L111 252V250H109ZM117 251H119V250H117ZM162 251H163V250H162ZM164 251H163V252H164ZM167 251H165V252L167 253ZM195 251H197V250H195ZM195 251L193 250V251H187V252H191L192 254L194 253L195 255H196L197 253H199V251H197L196 253H195ZM234 251H235V250H234ZM19 252H20V251H19ZM37 252H38V250H37ZM41 252H42V251H41ZM44 252H43V253H44ZM60 252H61V251H60ZM74 252H75V251H74ZM79 252H80V251H79ZM79 252H78V253H79ZM101 252H102V253H101ZM113 252H114V251H112V253H111L112 255H113ZM119 252H120V251H119ZM123 252H122V254H124ZM131 252H130V253H131ZM172 252H174V251L172 250ZM203 252H204V251H203ZM203 252H202V253L200 252L199 257L203 254ZM205 252H206V253H205ZM205 252H204L205 254H203V256H204V255L206 256L207 254H209L208 250H206ZM207 252H208V253H207ZM23 253H24V252H23ZM23 253L20 252L19 254H23ZM80 253H81V256H83V255H82V252H80ZM106 253H107V258H108L109 255H111V254L108 253V251H107ZM114 253H116L115 255L118 254L117 256H121L120 253H117V252H114ZM130 253H129V254H130ZM138 253H136V254H138ZM191 253H189V254L187 253V256H189ZM72 254H74V253H72ZM108 254H109V255H108ZM127 254H128V253H127ZM129 254H128V256H130ZM151 254H152V252H151ZM164 254H165V253H164ZM170 254H171V253H170ZM210 254H211V253H210ZM210 254H209V256H210ZM53 255H54V254H53ZM78 255H79V254H78ZM124 255H125V254H124ZM138 255H139V254H138ZM212 255H214V254H211V256H212ZM81 256H79V257H81ZM94 256H93V257H94ZM97 256H96V257H97ZM104 256H106V254H105ZM104 256H102V257H104ZM113 256H114V255H113ZM132 256H134V255L132 254ZM193 256H194V255H192L191 257H193ZM209 256L207 255L208 258L211 257V256H210V257H209ZM214 256H215V255H214ZM237 256H238V254H237ZM84 257L87 258V256L84 255L83 258H80V259L83 260ZM89 257H90V256H89ZM89 257H88V260H90V258H91V257H90V258H89ZM93 257H92V259H93ZM102 257H101V259H102ZM140 257H139V258H140ZM222 257L219 256V254H218V255L216 254V256H215V257L212 256L210 260L212 261V258H213V259H215L214 261H216V262H214L215 264H216V263H217V264H223V263H224L223 261H224L225 259L223 260ZM34 258H35V257H34ZM76 258H77V257H76ZM86 258H85V259H86ZM104 258H105V257H104ZM126 258H127V256H126ZM129 258H130V257H129ZM129 258H128V260L126 259L125 261H131ZM135 258H138V257L135 256L134 258H132V261H133V259L136 260ZM139 258H138V260H137L136 262L139 261ZM141 258H140V259H141ZM152 258H153V257H152ZM189 258H190V256H189ZM235 258H236V255H235ZM41 259H42V257H41ZM64 259H65V262H66L67 258H64ZM68 259H69V258H68ZM85 259H84V260H85ZM96 259H97V258H96ZM96 259H95V260H96ZM98 259H100V258H98ZM98 259H97V260H98ZM108 259H110V257H109ZM114 259H115V258H114ZM117 259H118V258H117ZM122 259L124 260L125 257H124V258H121V260H122ZM196 259H197V258H196ZM199 259H202V258H199ZM221 259H222L223 261H222ZM35 260H36V259H35ZM37 260H38V259H37ZM42 260H43V259H42ZM73 260H74V259H73ZM78 260H79V258H78ZM82 260H81V261H82ZM88 260H87V259L85 260V261H87L86 263H87V264H92V263H88ZM97 260H96V262H97ZM111 260H113V258H111ZM115 260H116V259H115ZM115 260H114V261H115ZM123 260H122V263L124 262ZM192 260H194V258H193ZM197 260H198V259H197ZM210 260H208V261H210ZM43 261H44V260H43ZM71 261H72V260H70L69 263H70ZM81 261H80V262H81ZM98 261H99V260H98ZM102 261H103V262L105 261L104 263H107L106 260H102ZM108 261H109V260H108ZM114 261H113V263H115ZM119 261H120V260L118 259V261H116V262L120 263L121 261H120V262H119ZM194 261H195V263L197 262L196 260H194ZM203 261H204V260H203ZM203 261H202V260H199L198 263H199V262H203ZM211 261H210V262H207V263L204 261L203 263H205V264H210ZM44 262H45V261H44ZM61 262H62V261H61ZM61 262H60V263H61ZM67 262H68V261H67ZM73 262H74V261H72V263H73ZM75 262H76V261H75ZM89 262H90V261H89ZM91 262H93V261H91ZM94 262H95V261H94ZM96 262H95V264H96ZM110 262H112V261H110ZM110 262H108V263H110ZM176 262H178V261H176ZM233 262H234V263L236 262V264H237V261L234 260ZM233 262H232V263H233ZM37 263H38V262H37ZM63 263H64V261L62 262V264H63ZM69 263H68V264H69ZM72 263H70V264H72ZM76 263H77V262H76ZM76 263H73V264H76ZM84 263H85V262L83 261L82 264H84ZM100 263L102 264V262H99V264H100ZM108 263H107V264H108ZM118 263H116V264H118ZM124 263H126V262H124ZM182 263H183V262H182ZM182 263H179V264H182ZM225 263H227V260H226ZM232 263H230V264H232ZM66 264H67V263H66ZM78 264H80V263H78ZM93 264H94V263H93ZM97 264H98V262H97ZM110 264H111V263H110ZM126 264H127V263H126ZM129 264H131V263L129 262ZM132 264H135V262H134V263L132 262ZM148 264H149V263H148ZM183 264H184V263H183ZM196 264H197V263H196ZM201 264H202V263H201ZM211 264H213V262H212ZM227 264H229V263H227Z\"/></svg>",
  "mask_w": 264,
  "mask_h": 264
}]
</instances>
